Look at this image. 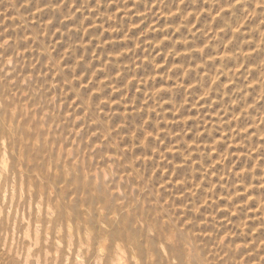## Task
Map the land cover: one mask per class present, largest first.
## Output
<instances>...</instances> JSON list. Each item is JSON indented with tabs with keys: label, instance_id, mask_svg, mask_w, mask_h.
<instances>
[{
	"label": "rangeland",
	"instance_id": "1",
	"mask_svg": "<svg viewBox=\"0 0 264 264\" xmlns=\"http://www.w3.org/2000/svg\"><path fill=\"white\" fill-rule=\"evenodd\" d=\"M178 1H180V3H178ZM263 1L261 0H249V1L248 0H229V1L228 0H215V1L214 0L213 1L212 0H135V1L133 0H126V1L125 0H67V1L63 0L62 2V0H0V157L3 156L0 159V161L2 160L0 162V171H2L0 172L1 175L0 177L1 178L0 179V264H99V263L114 264V262L118 258H119L118 262H121V264H137L138 262H139L138 264H200V263L205 264V262L206 264H264V234H263L264 233V224H263L264 223V216H263L264 215V209H263L264 183H262L264 182V176H263L264 175V161H263L264 160V149H263L264 147V124H263L264 123V108H263L264 86L262 85V83L264 84V80H263L264 66L262 67V65H264V59H263L264 58V47H263L264 46V42H263L264 15L261 16L264 12ZM249 3H251V5ZM59 4L61 5L59 6ZM230 4L232 5V7L229 6ZM84 5H86L87 10L85 9ZM63 6L66 7L64 8ZM256 6H259L260 8L259 7L257 8ZM49 7H51L50 11H49ZM227 7L230 10L228 9L227 11ZM218 8L219 10L220 9L221 10L225 9V10L221 12V10L219 11ZM258 9L261 11H259ZM216 10L219 12H216ZM42 11H44L45 14ZM151 11L154 12L152 13ZM157 11H159V13H157ZM167 13L168 15H170L169 18L167 16ZM195 13H197L198 15H196ZM46 14L48 16L50 15L49 16L50 18H48ZM113 14L115 15V20L112 17ZM252 14L253 15L256 14V15L252 16ZM214 15L217 17H214ZM74 16L75 18H73ZM248 16L250 17L248 18ZM32 19L34 20L32 21ZM67 19L72 23L67 21ZM40 20L43 21L40 22ZM175 20L178 22H176ZM195 20H197L196 23ZM256 20L257 23L255 26ZM250 21L251 22L253 21L252 25ZM78 22L80 25L78 24ZM110 22H112L113 25ZM104 23H106L107 25H105ZM154 23H156L155 26ZM199 24L200 26H198ZM238 24L241 25L239 26ZM242 24L245 25L244 28ZM188 26L190 27V29L188 28ZM235 26L238 27L236 28ZM257 26L258 27L261 26L260 27L261 31ZM195 27L196 29L194 30L193 28ZM222 27L225 29V31ZM256 27L259 29L260 32L258 31V29H255ZM233 28L235 29L233 30ZM80 29H81L80 31L81 33L79 32ZM166 29L168 32L166 31ZM174 29H176V31ZM107 30L108 31L110 30V33ZM42 31L44 32V34ZM56 32L59 34H57ZM68 32L71 35H69ZM101 32H103L104 34H102ZM171 32L172 33L174 32V34H172ZM34 33L37 34V36ZM41 33L44 36H42ZM73 33L75 35H73ZM162 33H164V35ZM170 33L172 35H170ZM255 33L256 35L261 34L260 35L261 38L259 39L258 36H255ZM178 34H180V36ZM205 34L207 35V37ZM192 35L194 36L192 37ZM246 35L248 36V38ZM255 37L257 39H255ZM24 38L25 39L27 38L28 40L27 39L25 40ZM61 38H63V40ZM154 38L156 40H154ZM189 41L192 42L190 43ZM231 41L234 42V44ZM114 42L116 43V45ZM183 42H185V44ZM188 42L189 44H186ZM235 42L238 43L236 44ZM148 43L150 45H148ZM249 44L250 46L251 44L252 46L253 45L254 46L250 47ZM209 45H210V49H209ZM233 45L235 46L236 49L238 48V50H236L235 48L233 50L234 47ZM241 45L244 46V48ZM86 46L90 48L88 49ZM155 46L156 48H154ZM171 46L175 48L173 49ZM205 46L206 47L208 46L207 47L208 51L203 50V47ZM54 47L58 51L54 50ZM103 48L104 50H102ZM221 48H223L222 52H221ZM212 49L213 52H211ZM191 50L195 53H193ZM232 50L235 52H233ZM54 51L56 52V54ZM196 51L198 53H196ZM257 51L259 52L257 53ZM183 52L187 54L184 53L185 54L184 55L182 54ZM201 52L202 55L200 54ZM232 52L234 53L235 56L233 55ZM242 53L244 54V56ZM189 54L191 56H189ZM237 54L239 56H237ZM255 54H257V56ZM183 55L185 57H182ZM203 55H205L206 57ZM223 55H225V57ZM66 56L69 58H67ZM167 56L169 58L172 56L173 57L169 59ZM256 58L257 61L254 62ZM174 59L175 61H173ZM176 59L177 60L179 59L180 61L179 60L177 61ZM61 60L63 61V63L61 62ZM217 60L219 66L223 64L222 67L219 68L218 65L214 64V63L217 64ZM205 62L207 64H205ZM81 63L85 66H83ZM163 64L165 67L162 66ZM213 64L215 65V67L213 66ZM243 64L244 66H241ZM90 65L91 66L93 65L92 66L93 68ZM119 65L120 66L122 65L120 68L123 67V69L125 70L122 71L119 68ZM229 65H231L233 69L236 67L234 71L232 68H230ZM85 67H88V69ZM180 67H182V69ZM89 69L91 70V72ZM172 69L173 71H171ZM206 69L208 71H206ZM211 69L213 70V72ZM218 69L221 71H219ZM209 70L211 72H209ZM183 71L186 72V74H184ZM216 71L218 74H216ZM146 72L149 73L145 74ZM171 72H174L172 73L173 75L171 74ZM204 72H205V76H204ZM104 73L105 75H103ZM182 73L184 76L181 75ZM236 73L239 75H237ZM245 73H247V75ZM93 74H95L96 77ZM221 74H225V75H221ZM256 74L258 76H256ZM165 75L167 81H165ZM214 75L215 77L216 76L217 77L215 78ZM207 77L208 80L205 79ZM212 77H214L215 79ZM250 77L251 78L253 77L255 80L253 78L251 79ZM53 78L55 81H53ZM217 78L219 79V82ZM232 78H234V80ZM246 78H249V80ZM174 79L176 80L174 81ZM177 79L180 80L177 82ZM212 79L213 81H211ZM144 80L147 82V84ZM202 81L203 83H201ZM140 83L142 85H140ZM176 83L177 84L180 83L178 87ZM204 83H206L207 85L206 84L204 85ZM216 83L219 84H217L216 86ZM228 83H230L231 85ZM145 84L147 87L145 86ZM127 86L130 88H128ZM189 86L190 88L192 87L193 89L192 88L190 89ZM230 86L233 87L231 88ZM238 86H240V88H243L244 91L240 89ZM65 87H68V89L66 90ZM89 87H92V90ZM217 87H219L218 89L222 91L216 90ZM84 88H87V90ZM167 88L170 90H168ZM223 88L225 90L227 89L228 91L226 90L227 92L225 91L224 93ZM123 89L124 90L126 89L125 92L123 91ZM189 89L191 92L189 91ZM65 90L67 91V93ZM139 90L141 92L142 91L144 92L140 94ZM167 90L168 93H166ZM151 91H153L152 94L153 96L151 95L152 93ZM205 91L206 92L209 91L208 95ZM211 91H214L215 94L214 92ZM159 93L161 94L159 95ZM226 93L227 94L230 93L228 94L230 97L226 96L227 95ZM235 93L237 94L238 97L234 95ZM67 95H69L70 97L72 95V97L69 98ZM157 95L160 97H158ZM188 95L190 97V98L187 97L189 100L186 98V96ZM60 98L62 100H60ZM151 98L153 99L151 100ZM200 98L203 100H200ZM230 98H234V99L230 100ZM218 99L220 102H218ZM235 99L238 100L235 101ZM239 99L241 100L243 99V100L241 101ZM244 99L245 101L248 102L244 103ZM190 100H192V102H189ZM195 100H197L196 101L197 104ZM221 100L223 101L221 102ZM71 102L76 104L78 103V105L80 104V106L76 104H72ZM184 102L189 105L186 104L185 106L184 105L182 106L181 104H185ZM205 102L207 106L205 105ZM241 102L244 103V104L242 103V106H241ZM211 103L213 105L215 104V107L218 108L212 107ZM195 104L197 105V107ZM238 104L240 108L239 106H235ZM90 105L91 107L89 108ZM143 107L145 108L143 109ZM160 107H162L163 109H161ZM124 108H126V110ZM196 108L198 109L196 110ZM208 108H210L209 109L210 111L208 110ZM145 109H148V111L150 110L149 111L150 113H147L148 111ZM170 109L173 110L170 111ZM249 109L251 111H249ZM75 111H77L78 113H76ZM157 111L159 113H156ZM232 111H234L235 113H233ZM225 112H226L225 116H222L224 115ZM240 112H244V113H240ZM187 113L188 114L191 113V114L188 115ZM218 113H220L221 115L219 116ZM241 114L246 116L249 115L250 119H247L249 118V116L246 118V116L242 117ZM149 115H150L149 117L150 119L148 118ZM203 115L205 116V118ZM166 117L167 118L170 117V119L167 120ZM211 117L213 118L211 119ZM222 117L223 119L222 121H220ZM225 117H228L227 118L228 121L225 119ZM146 118H148L149 120ZM181 118L183 121H181ZM233 118L236 120L235 122ZM245 118L248 121L245 120ZM109 119L111 120L109 121ZM124 119L126 120V122ZM208 119H210L212 122ZM169 120L171 121V123ZM145 121L146 123L149 124H146ZM109 122L111 123L109 124ZM157 122H159L158 125L160 127L157 125ZM175 123L178 125H176ZM236 123L237 125L238 124L239 125L236 126ZM255 123H257L258 126L257 124L255 125ZM259 123H261V127ZM152 124H154L153 126H155L156 128L153 127ZM203 124L206 125L204 126ZM145 125L147 127H144ZM169 125H170V129H168ZM185 125L187 126L185 127ZM211 125H214L215 128H212L213 126L211 127ZM233 125H235L236 128ZM101 127L102 128L104 127L105 129L103 128L104 129L103 130ZM157 127H159V129ZM239 127L240 129H238ZM130 128L133 130H131ZM121 129L124 131H122ZM145 129H147L148 131ZM232 129L238 130L236 131V135L234 134L235 132ZM252 129H255L256 132L255 130ZM131 131L134 134L135 133L136 134L135 135L132 134ZM214 131H217V133H215ZM148 132H150L151 135H149ZM243 133H245V135ZM246 133L248 134L246 135ZM211 134H213L212 138L210 137ZM238 134L240 136H238ZM145 135H148L149 137ZM156 135L160 137L158 138L156 137ZM224 135L226 138L224 137ZM254 135L256 136L254 137ZM259 135L261 136L262 139L259 138L260 137ZM178 136H180L181 140L179 139ZM161 138L162 140H159ZM148 140L150 142L146 143L145 141ZM215 141L221 143L218 144V142H216L215 144ZM239 141L242 144L239 143ZM257 141H259V143H257ZM154 142L156 143L153 144ZM177 144L180 145L177 146ZM145 145H150V147L149 146L145 147ZM181 145L182 146L185 145V146L182 147ZM209 145L212 150L209 148ZM169 146H171L172 149ZM113 147H115L116 149ZM142 149L144 150V152H146L145 154ZM214 149L216 150V152L218 151V153H216L217 155L215 154ZM227 149L229 150L230 154ZM176 150L179 152H177ZM69 151L70 154L68 153ZM156 151L158 153L157 157L155 153ZM250 152L253 155V157L250 154ZM130 153L132 155H130ZM171 153L173 154L171 155ZM178 153H180L179 154L180 156L177 155ZM146 154L147 156H145ZM184 154L185 155L188 154L187 156L188 159L185 157ZM163 155H167L168 157ZM229 155L231 158L229 157ZM235 155L237 158L235 157ZM190 156L193 158V160ZM209 156H211L212 158L211 157L209 158ZM248 156H251L252 158ZM164 157L168 160L164 159ZM169 157L172 160H170ZM183 157L184 159H182ZM254 157L255 159H253ZM146 158L148 160H146ZM202 159L203 162L201 161ZM221 159L224 161H222ZM242 159L244 162L242 161ZM245 159L247 161L246 163L247 165L244 164L246 162ZM256 159H260L259 162ZM5 160L8 163H6ZM205 160H207L208 162ZM225 160L228 162H225ZM3 161L5 162V164ZM219 161L222 163L219 164L218 163ZM233 162L236 164H234ZM256 162H258V164H255ZM48 163L49 165L51 164L50 165L51 167L48 165ZM204 164L207 167H205ZM214 164H216V167L217 166L218 167L216 168ZM222 164L224 165L222 166ZM3 165L4 166L6 165V169L5 167H3ZM175 165L177 168L175 167ZM187 166L191 167L190 170ZM208 166L210 167V169L207 170L206 168H209ZM198 167H200V169ZM254 167L256 170L254 169ZM230 168L232 172L230 171ZM232 169H235L234 171L236 172L237 171L240 172L234 173ZM193 170H195L196 172ZM201 170L203 172H201ZM252 170L254 173L252 172ZM187 172H189L191 176ZM193 172L195 173L192 174ZM206 172H208L209 174ZM198 175L200 178L199 177L197 178ZM212 176L213 178H211ZM221 177L224 178L222 179ZM238 177L240 180L238 179ZM214 178L216 182H214L215 181ZM203 179L205 181H202ZM212 179L214 181H211ZM192 180H194V182ZM235 180L236 181L239 180V181L235 182ZM259 180L262 181L259 182ZM171 181L174 183H172ZM183 181L185 182L183 183ZM244 182L246 183L247 186H243L245 184ZM258 183L260 184L262 183L261 187L260 184ZM185 185L187 187V190ZM234 185L236 187H234ZM241 185L243 187H247L246 188L247 190L243 188ZM199 186L202 190L198 189ZM250 187H252V189L254 190H252ZM211 189L215 191V193L214 191L212 193L214 194V196L211 195L212 198L210 197V193L212 191ZM194 190H196L195 192L197 191L198 192L195 193ZM234 190H238V191H234ZM219 191H221L224 195ZM189 193L190 195H187ZM198 193L203 196L200 197ZM196 194L198 196H196ZM233 195L235 198L233 197ZM236 195H239V197H237ZM206 196H208V198ZM199 197L201 199H199ZM204 197L206 199H204ZM232 197L234 199H231ZM245 198H247V200ZM260 198L262 199V201L259 203L258 200H261ZM237 199H239V201L241 202H239ZM193 200L195 201V203ZM235 200H237L238 202H236ZM196 201H197V205H196ZM227 202L230 203L227 204ZM210 203L211 205H208ZM258 203L260 205H257ZM199 204H201V206ZM236 208L237 211L235 210ZM245 208L246 210H244ZM260 208L262 210H260ZM232 213L235 215H233ZM245 214L247 215L249 214L250 216L248 215L249 217L246 218L247 215ZM205 217H207L208 220ZM232 217L236 218L237 220L236 219L234 220V218ZM247 221L248 223H245ZM243 223H245L244 225L246 227L243 225ZM260 223H262V226ZM258 224L260 225L258 226ZM249 227H251V231ZM241 228H243L244 230L242 229L243 230L242 231ZM255 230H257L258 232ZM242 232L244 235H242ZM253 232L255 234H253ZM259 232L261 236L258 235ZM71 234L73 237H70ZM171 235H174L172 237L173 239L170 237ZM36 238H38V240ZM166 238L167 239L170 238L171 241H168L169 244L166 242L167 241ZM182 240L184 243L182 242ZM159 243L162 245H160ZM187 243L188 245L190 243H191L190 245H192L193 243L191 251L192 252L194 251L193 253L190 252L188 255H187L188 252L186 247L189 246L187 245ZM181 244H183L184 247ZM87 246L89 247L88 249ZM103 246L104 249L102 248ZM161 246H163V248ZM116 247H118L119 249ZM195 248L197 250H195ZM99 249H101L100 251H102V254L100 253ZM119 250H122L123 252L121 251L120 253ZM143 250H145L146 253ZM149 257L152 259L150 260ZM113 258L114 259L117 258V259L114 260ZM124 258L125 260L122 261V259ZM198 259H200L199 262ZM204 260L205 262L202 263ZM118 262L116 261L115 263L119 264Z\"/></svg>",
	"mask_w": 264,
	"mask_h": 264
},
{
	"label": "bare ground",
	"instance_id": "2",
	"mask_svg": "<svg viewBox=\"0 0 264 264\" xmlns=\"http://www.w3.org/2000/svg\"><path fill=\"white\" fill-rule=\"evenodd\" d=\"M66 1H67V0H66ZM125 1H126V0H125ZM133 1H135V0H133ZM212 1H213V0H212ZM214 1H215V0H214ZM228 1H229V0H228ZM248 1H249V0H248ZM261 1H263V0H261ZM7 2H8V1H7ZM12 2H13V1H12ZM52 2H53V1H52ZM62 2H63V0H62ZM89 2H90V1H89ZM118 2H119V1H118ZM118 2H117V3H118ZM243 2H244V1H243ZM38 3H39V2H38ZM46 3H47V2H46ZM65 3H66V2H65ZM65 3H64V4H65ZM161 3H162V2H161ZM173 3H174V2H173ZM178 3H180V1H178ZM178 3H177V4H178ZM206 3H207V1H206ZM216 3H217V2H216ZM223 3H224V2H223ZM223 3H221V4H223ZM255 3H256V2H255ZM263 3H264V1H263ZM66 4H67V3H66ZM177 4H176V5H177ZM221 4H220V5H221ZM249 4L251 5V3H249ZM28 5H29V4H28ZM28 5H27V6H28ZM60 5H61V4H59V6H60ZM215 5H216V4H215ZM261 5H262V4H261ZM35 6H36V5H35ZM72 6H73V5H72ZM84 6H85V9L87 10L86 5H84ZM147 6H148V5H147ZM213 6H214V5H213ZM222 6H223V5H222ZM229 6L232 7L231 4H230ZM247 6H248V5H247ZM247 6H246V7H247ZM259 6H260V5H259ZM259 6H256V7L258 8ZM263 6H264V5H263ZM30 7H31V6H30ZM63 7L65 8L66 6H63ZM96 7H97V6H96ZM151 7H152V6H151ZM231 7H230V8H231ZM238 7H239V6H238ZM260 7H261V6H260ZM260 7H259V8H260ZM28 8H29V7H28ZM45 8H46V7H45ZM50 8H51V7H49V11H50ZM90 8H91V7H90ZM131 8H132V7H131ZM146 8H147V7H146ZM158 8H159V7H158ZM261 8H262V7H261ZM30 9H31V8H30ZM30 9H29V11H30ZM33 9H34V8H33ZM36 9H37V8H36ZM41 9H43V8H41ZM62 9H63V8H62ZM62 9H61V10H62ZM133 9H134V8H133ZM150 9H152V8H150ZM177 9H178V7H177ZM215 9H216V8H215ZM228 9H229V8L227 7V11H228ZM262 9H263V8H262ZM47 10H48V9H47ZM53 10H54V9H53ZM65 10H66V9H65ZM65 10H64V11H65ZM70 10H71V9H70ZM95 10H96V9H95ZM130 10H131V9H130ZM130 10H129V11H130ZM218 10H219V8H218ZM220 10H221V9H220ZM220 10H219V11H220ZM224 10H225V9H224ZM224 10H221V12L224 11ZM229 10H230V9H229ZM258 10H259V9H258ZM263 10H264V9H263ZM83 11H85V10H83ZM166 11H167V10H166ZM219 11L216 10V12H219ZM255 11H256V9H255ZM255 11H254V12H255ZM259 11H261V10H259ZM37 12H38V11H37ZM42 12L44 13V11H42ZM45 12H46V11H45ZM62 12H63V11H62ZM68 12H69V11H68ZM78 12H79V10H78ZM114 12H116V11H114ZM125 12H126V11H125ZM125 12H124V13H125ZM151 12H152V11H151ZM153 12H154V11H153ZM153 12H152V13H153ZM160 12H161V11H160ZM164 12H165V11H164ZM173 12H175V11H173ZM176 12H177V11H176ZM225 12H226V11H225ZM244 12H245V11H244ZM52 13H53V12H52ZM55 13H56V12H55ZM60 13H61V12H60ZM64 13H65V12H64ZM73 13H74V12H73ZM82 13H83V12H82ZM124 13H123V14H124ZM146 13H148V12H146ZM157 13H159V11H157ZM256 13H257V12H256ZM29 14H30V13H29ZM44 14H45V13H44ZM49 14H50V13H49ZM53 14H54V13H53ZM56 14H57V13H56ZM61 14H62V13H61ZM171 14H172V13H171ZM173 14H174V13H173ZM195 14L198 15L197 13H195ZM216 14H217V13H216ZM216 14H215V15H216ZM221 14H222V13H221ZM230 14H231V13H230ZM244 14H245V13H244ZM244 14H243V15H244ZM257 14H258V13H257ZM33 15H34V14H33ZM40 15H41V14H40ZM42 15H43V14H42ZM46 15H47V14H46ZM57 15H58V14H57ZM152 15H153V14H152ZM215 15H214V17H217V16H215ZM218 15H219V14H218ZM234 15H235V14H234ZM255 15H256V14H255ZM255 15L252 14V16H255ZM263 15H264V12H263V14H262L261 16H263ZM36 16H37V15H36ZM43 16H44V15H43ZM47 16H48V15H47ZM49 16H50V15H49ZM49 16H48V18H50ZM82 16H83V15H82ZM84 16H85V15H84ZM99 16H100V15H99ZM111 16H112V15H111ZM122 16H123V15H122ZM167 16H168V18H169L170 15H168V13H167ZM192 16H193V15H192ZM246 16H247V15H246ZM31 17H33V16H31ZM40 17H41V16H40ZM109 17H110V16H109ZM112 17H113L114 20H115V15H114V14H113ZM141 17H142V15H141ZM144 17H145V16H144ZM149 17H150V16H149ZM176 17H177V16H176ZM195 17H196V16H195ZM249 17H250V16H248V18H249ZM257 17H258V16H257ZM38 18H39V17H38ZM38 18H36V19H38ZM73 18H75V16H74ZM113 18H112V19H113ZM138 18H139V17H138ZM152 18H153V16H152ZM160 18H161V17H160ZM187 18H188V17H187ZM190 18H191V17H190ZM230 18H231V16H230ZM230 18H229V19H230ZM68 19H69V18H68ZM68 19H67V21H69ZM101 19H102V18H101ZM106 19H107V18H106ZM144 19H145V18H144ZM154 19H155V17H154ZM154 19H153V20H154ZM157 19H158V18H157ZM157 19H156V20H157ZM191 19H192V18H191ZM211 19H212V17H211ZM213 19H214V18H213ZM222 19H223V18H222ZM226 19H227V18H226ZM232 19H233V18H232ZM236 19H237V18H236ZM33 20H34V19H32V21H33ZM104 20H105V17H104ZM139 20H141V19H139ZM145 20H146V19H145ZM153 20H152V21H153ZM183 20H184V19H183ZM185 20H186V19H185ZM227 20H228V19H227ZM227 20H226V21H227ZM251 20H253V19H251ZM2 21H3V20H2ZM19 21H20V20H19ZM32 21H30V22H32ZM42 21H43V20H42ZM42 21L40 20V22H42ZM51 21H52V19H51ZM72 21H73V20H72ZM109 21H110V20H109ZM165 21H166V20H165ZM165 21H164V22H165ZM175 21H176V20H175ZM212 21H214V20H212ZM241 21H244V20H241ZM241 21H240V23H241ZM261 21H262V20H261ZM53 22H54V21H53ZM61 22H62V21H61ZM69 22H70V21H69ZM83 22H84V20H83ZM83 22H82V23H83ZM147 22H148V21H147ZM157 22H158V21H157ZM176 22H178V21H176ZM188 22H189V21H188ZM196 22H197V20H195V23H196ZM250 22H251V21H250ZM252 22H253V21H252ZM252 22H251V25H252ZM66 23H67V22H66ZM70 23H72V22H70ZM73 23H74V22H73ZM110 23L112 24V22H110ZM110 23H109V24H110ZM167 23H168V22H167ZM212 23H213V22H212ZM247 23H248V21H247ZM256 23H257V20L255 21V26H256ZM260 23H261V22H260ZM64 24H65V23H64ZM78 24H79V22H78ZM99 24H101V23H99ZM104 24L107 25L106 23H104ZM141 24H142V23H141ZM173 24H174V22H173ZM197 24H198V23H197ZM229 24H230V23H229ZM79 25H80V24H79ZM79 25H78V26H79ZM94 25H95V24H94ZM94 25H93V26H94ZM112 25H113V24H112ZM112 25H111V26H112ZM149 25H150V24H149ZM151 25H153V24H151ZM155 25H156V23H154V26H155ZM160 25H161V24H160ZM160 25H159V27H160ZM166 25H167V24H166ZM238 25H239V24H238ZM240 25H241V24H240ZM240 25H239V26H240ZM242 25H243V28H244L245 25H244V24H242ZM69 26H71V25H69ZM100 26H101V25H100ZM109 26H110V25H109ZM128 26H129V25H128ZM157 26H158V24H157ZM157 26H156V27H157ZM194 26H195V25H194ZM198 26H200V24H199ZM209 26H210V24H209ZM228 26H229V25H228ZM263 26H264V25H263ZM24 27H25V26H24ZM81 27H82V26H81ZM91 27H92V26H91ZM103 27H104V25H103ZM129 27H130V26H129ZM149 27H150V26H149ZM149 27H148V28H149ZM161 27H162V26H161ZM166 27H167V26H166ZM196 27H197V26H196ZM196 27L193 28V29L195 30ZM204 27H206V26H204ZM235 27H236V26H235ZM237 27H238V26H237ZM237 27H236V28H237ZM241 27H242V26H241ZM257 27H258V26H257ZM257 27H256L255 29H258V28L260 29L261 26L258 27V28H257ZM45 28H46V27H45ZM47 28H48V27H47ZM51 28H52V27H51ZM60 28H61V27H60ZM82 28H83V27H82ZM88 28H90V27H88ZM106 28H107V26H106ZM130 28H131V27H130ZM130 28H128V29H130ZM167 28H168V27H167ZM177 28H178V27H177ZM188 28L190 29L189 26H188ZM188 28H187V29H188ZM222 28H223V27H222ZM225 28H226V27H225ZM228 28H229V27H228ZM228 28H227V29H228ZM251 28H252V27H251ZM251 28H250V29H251ZM49 29H50V26H49ZM49 29H48V30H49ZM78 29H79V28H78ZM91 29H92V28H91ZM149 29H150V28H149ZM160 29H161V28H160ZM163 29H164V28H163ZM182 29H183V28H182ZM223 29H224V28H223ZM227 29H226V31H227ZM234 29H235V28H233V30H234ZM238 29H239V28H238ZM240 29H241V28H240ZM245 29H246V28H245ZM247 29H248V28H247ZM252 29H253V28H252ZM259 29H258V31H259ZM158 30H159V29H158ZM174 30L176 31V29H174ZM180 30H181V29H180ZM191 30H192V28H191ZM194 30H193V31H194ZM236 30H237V29H236ZM80 31H81V29L79 30V32H80ZM95 31H96V30H95ZM107 31H108V30H107ZM114 31H115V30H114ZM123 31H124V30H123ZM154 31H155V30H154ZM156 31H157V30H156ZM161 31H162V30H161ZM166 31H167V29H166ZM172 31H173V30H172ZM205 31H207V30H205ZM224 31H225V29H224ZM224 31H223V32H224ZM253 31H254V30H253ZM258 31H257V32H258ZM260 31H261V29H260ZM260 31H259V32H260ZM263 31H264V30H263ZM30 32H31V31H30ZM37 32H38V31H37ZM42 32H43V31H42ZM57 32H58V31H57ZM57 32H56V33H57ZM69 32H70V31H69ZM69 32H68V34H69ZM76 32H77V31H76ZM105 32H106V31H105ZM108 32L110 33V30H109ZM112 32H113V31H112ZM116 32H117V31H116ZM125 32H126V31H125ZM129 32H130V31H129ZM167 32H168V31H167ZM186 32H187V31H186ZM213 32H214V31H213ZM213 32H212V34H213ZM216 32H218V31H216ZM216 32H215V33H216ZM220 32H221V31H220ZM250 32H251V30H250ZM257 32H256V33H257ZM46 33H47V32H46ZM56 33H55V34H56ZM62 33H63V32H62ZM70 33H71V32H70ZM80 33H81V32H80ZM88 33H89V31H88ZM101 33L104 34L103 32H101ZM159 33H160V32H159ZM171 33H172V32H171ZM171 33H170V35L174 34V32H173L172 34H171ZM188 33H189V32H188ZM188 33H186V34H188ZM199 33H200V32H199ZM206 33H207V32H206ZM236 33H237V32H236ZM236 33H235V34H236ZM245 33H246V32H245ZM256 33H255V36H258V38L260 39V38H261V37H260L261 34H260V35H258V34L256 35ZM34 34H35V33H34ZM43 34H44V32H43ZM57 34H59V33H57ZM64 34H65V33H64ZM86 34H87V33H86ZM92 34H93V33H92ZM115 34H116V33H115ZM147 34H148V31H147ZM162 34L164 35V33H162ZM194 34H196V33H194ZM200 34H201V33H200ZM218 34H220V33H218ZM251 34H252V32H251ZM35 35L37 36V34H35ZM41 35H42V33H41ZM53 35H54V34H53ZM69 35H71V34H69ZM73 35H75V34L73 33ZM90 35H91V34H90ZM90 35H89V36H90ZM94 35H95V34H94ZM156 35H158V34H156ZM175 35H176V34H175ZM178 35L180 36V34H178ZM205 35H206V34H205ZM236 35H237V34H236ZM243 35H244V33H243ZM243 35H242V36H243ZM262 35H263V34H262ZM42 36H44V35H42ZM61 36H63V35H61ZM64 36H65V35H64ZM91 36H92V35H91ZM91 36H90V37H91ZM126 36H127V35H126ZM126 36H125V37H126ZM154 36H155V35H154ZM187 36H189V35H187ZM193 36H194V35H192V37H193ZM195 36H196V35H195ZM210 36H211V35H210ZM210 36H209V37H210ZM216 36H217V35H216ZM224 36H225V35H224ZM232 36H233V35H232ZM246 36H247V35H246ZM54 37H55V36H54ZM58 37H59V36H58ZM92 37H93V36H92ZM100 37H101V36H100ZM129 37H130V36H129ZM139 37H140V36H139ZM139 37H138V38H139ZM150 37H151V36H150ZM170 37H171V36H170ZM199 37H200V36H199ZM204 37H205V36H204ZM206 37H207V35H206ZM219 37H220V36H219ZM219 37H218V38H219ZM221 37H222V36H221ZM235 37H237V36H235ZM67 38H68V37H67ZM156 38H157V37H156ZM165 38H166V37H165ZM176 38H177V37H176ZM200 38H201V37H200ZM212 38H213V37H212ZM215 38H216V37H215ZM232 38H233V37H232ZM247 38H248V36H247ZM263 38H264V37H263ZM24 39H25V38H24ZM26 39H27V38H26ZM26 39H25V40H26ZM33 39H35V38H33ZM54 39H55V38H54ZM61 39L63 40V38H61ZM75 39H76V38H75ZM123 39H124V38H123ZM148 39H149V38H148ZM160 39H161V38H160ZM170 39H171V38H170ZM170 39H169V41H170ZM194 39H195V38H194ZM197 39H199V38H197ZM207 39H208V38H207ZM219 39H220V38H219ZM223 39H224V38H223ZM234 39H235V38H234ZM237 39H238V38H237ZM243 39H244V38H243ZM255 39H257V38L255 37ZM255 39H254V40H255ZM27 40H28V39H27ZM51 40H52V39H51ZM82 40H84V39H82ZM124 40H125V39H124ZM139 40H140V39H139ZM139 40H138V42H139ZM154 40H156V39L154 38ZM186 40H187V39H186ZM232 40H233V39H232ZM245 40H246V39H245ZM52 41H53V40H52ZM67 41H68V40H67ZM73 41H74V40H73ZM91 41H92V40H91ZM121 41H122V40H121ZM130 41H131V40H130ZM169 41H168V43H169ZM214 41H215V40H214ZM220 41H221V40H220ZM248 41H249V40H248ZM258 41H259V40H258ZM25 42H26V41H25ZM29 42H30V41H29ZM39 42H40V41H39ZM111 42H112V40H111ZM115 42H116V41H115ZM115 42H114V43H115ZM119 42H120V41H119ZM152 42H154V41H152ZM162 42H163V41H162ZM189 42H190V41H189ZM189 42L186 43V44H189ZM191 42H192V41H191ZM191 42H190V43H191ZM229 42H230V41H229ZM231 42H232V41H231ZM260 42H261V41H260ZM263 42H264V40H263ZM55 43H56V42H55ZM63 43H65V42H63ZM73 43H74V42H73ZM149 43H150V41H149ZM149 43H148V45H150ZM160 43H161V42H160ZM183 43L185 44V42H183ZM221 43H222V42H221ZM232 43L234 44V42H232ZM235 43L237 44L238 42H235ZM249 43H250V42H249ZM66 44H67V43H66ZM87 44H88V43H87ZM87 44H86V45H87ZM175 44H176V42H175ZM178 44H179V43H178ZM225 44H226V43H225ZM229 44H230V43H229ZM236 44H235V45H236ZM247 44H248V42H247ZM43 45H44V44H43ZM106 45H107V44H106ZM109 45H110V43H109ZM115 45H116V43H115ZM204 45H205V44H204ZM221 45H222V44H221ZM230 45H231V44H230ZM243 45H244V44H243ZM257 45H258V44H257ZM259 45H260V44H259ZM159 46H160V44H159ZM159 46H158V47H159ZM174 46H176V45H174ZM202 46H203V45H202ZM227 46H229V45H227ZM233 46H234V45H233ZM241 46H242V45H241ZM249 46H250V44H249ZM249 46H248V47H249ZM251 46H252V44H251ZM251 46H250V47H251ZM253 46H254V45H253ZM253 46H252V47H253ZM55 47H56V46H55ZM55 47H54V50H57V49H55ZM63 47H64V46H63ZM78 47H79V46H78ZM84 47H85V46H84ZM86 47L88 48V46H86ZM92 47H93V46H92ZM112 47H113V45H112ZM116 47H117V46H116ZM171 47H172V46H171ZM192 47H193V46H192ZM192 47H191V48H192ZM194 47H195V46H194ZM205 47H206V46H205ZM205 47H203V50H204V51H205V50L208 51V50H207V47H208V46L206 47V49H205ZM236 47H237V46H236ZM242 47L244 48V46H242ZM263 47H264V46H263ZM41 48H43V47H41ZM51 48H52V47H51ZM57 48H58V47H57ZM72 48H73V45H72ZM75 48H76V46H75ZM89 48H90V47H89ZM89 48H88V49H89ZM97 48H98V47H97ZM101 48H102V47H101ZM101 48H100V49H101ZM154 48H156V46H155ZM159 48H160V47H159ZM172 48H173V47H172ZM174 48H175V47H174ZM174 48H173V49H174ZM182 48H183V47H182ZM234 48H235V46L233 47V50H234ZM239 48H241V47H239ZM69 49H70V48H69ZM78 49H79V48H78ZM140 49H141V48H140ZM160 49H161V48H160ZM183 49H184V48H183ZM209 49H210V45H209ZM227 49H228V48H227ZM235 49H236V48H235ZM258 49H259V48H258ZM48 50H49V49H48ZM84 50H85V49H84ZM102 50H104V48H103ZM105 50H106V49H105ZM196 50H197V49H196ZM222 50H223V48H221V52H222ZM224 50H225V48H224ZM230 50H231V49H230ZM233 50H232V51H233ZM236 50H238V48H237ZM260 50H261V49H260ZM57 51H58V50H57ZM78 51H79V50H78ZM80 51H81V50H80ZM85 51H86V50H85ZM95 51H96V49H95ZM151 51H152V50H151ZM157 51H158V49H157ZM157 51H156V52H157ZM182 51H184V50H182ZM191 51H192V50H191ZM226 51H227V50H226ZM242 51H243V50H242ZM54 52H55V51H54ZM65 52H66V51H65ZM70 52H72V51H70ZM70 52H69V53H70ZM76 52H77V50H76ZM118 52H119V50H118ZM192 52H193V51H192ZM211 52H213V49H212ZM227 52H228V51H227ZM230 52H231V51H230ZM233 52H235V51H233ZM233 52H232V53H233ZM253 52H254V51H253ZM258 52H259V51H257V53H258ZM43 53H44V51H43ZM85 53H86V52H85ZM184 53H185V52H183L182 54H184ZM189 53H191V52H189ZM193 53H195V52H193ZM196 53H198V52L196 51ZM203 53H204V52H203ZM219 53H220V51H219ZM228 53H229V52H228ZM246 53H247V52H246ZM255 53H256V52H255ZM262 53H263V52H262ZM55 54H56V52H55ZM70 54H71V53H70ZM159 54H160V53H159ZM185 54H187V53H185ZM185 54H184V55H185ZM200 54L202 55V52H201ZM207 54H209V53H207ZM211 54H212V53H211ZM242 54H243V53H242ZM247 54H248V53H247ZM249 54H250V53H249ZM251 54H252V53H251ZM260 54H261V53H260ZM260 54H259V55H260ZM41 55H42V54H41ZM96 55H97V54H96ZM184 55H183L182 57H185ZM205 55H206V54H205ZM205 55H203V56H205ZM213 55H214V54H213ZM213 55H212V56H213ZM221 55H222V53H221ZM221 55H220V56H221ZM233 55H234V53H233ZM255 55L257 56V54H255ZM261 55H262V54H261ZM84 56H85V55H84ZM84 56H83V57H84ZM88 56H89V54H88ZM93 56H95V55H93ZM118 56H119V55H118ZM118 56H117V58H118ZM129 56H130V55H129ZM157 56H158V55H157ZM159 56H160V55H159ZM180 56H181V55H180ZM187 56H188V55H187ZM189 56H191V55L189 54ZM206 56H207V55H206ZM206 56H205V57H206ZM217 56H218V54H217ZM220 56H219V57H220ZM223 56L225 57V55H223ZM228 56H229V55H228ZM234 56H235V55H234ZM237 56H239V55L237 54ZM240 56H241V55H240ZM243 56H244V54H243ZM247 56H249V55H247ZM252 56H253V55H252ZM38 57H40V56H38ZM66 57H67V56H66ZM104 57H105V56H104ZM108 57H109V56H108ZM167 57H168V56H167ZM172 57H173V56H172ZM172 57H170V58H172ZM182 57H181V58H182ZM260 57H261V56H260ZM67 58H69V57H67ZM112 58H113V57H112ZM117 58H116V59H117ZM120 58H121V57H120ZM154 58H156V57H154ZM168 58H169V57H168ZM168 58H167V60H168ZM170 58H169V59H170ZM174 58H175V57H174ZM178 58H179V57H178ZM214 58H215V57H214ZM228 58H229V57H228ZM228 58H227V59H228ZM230 58H231V57H230ZM241 58H242V57H241ZM254 58H255V56H254ZM63 59H64V58H63ZM65 59H66V58H65ZM89 59H90V58H89ZM144 59H145V58H144ZM144 59H143V60H144ZM164 59H165V58H164ZM201 59H202V58H201ZM203 59H204V58H203ZM217 59H218V58H217ZM222 59H223V57H222ZM231 59H232V58H231ZM231 59H230V60H231ZM249 59H250V58H249ZM263 59H264V58H263ZM263 59H262V61H263ZM91 60H92V59H91ZM167 60H165V61H167ZM176 60H177V59H176ZM178 60H179V59H178ZM178 60H177V61H178ZM209 60H210V59H209ZM218 60H219V59H218ZM218 60H217V64L214 63L215 65H218ZM224 60H225V58H224ZM239 60H240V59H239ZM243 60H244V59H243ZM245 60H246V59H245ZM94 61H95V60H94ZM103 61H104V60H103ZM173 61H175V59H174ZM177 61H176V62H177ZM179 61H180V60H179ZM190 61H191V60H190ZM206 61H207V60H206ZM214 61H215V60H214ZM240 61H241V60H240ZM256 61H257V58H256V60H255L254 62H256ZM260 61H261V60H260ZM57 62H58V61H57ZM61 62L63 63L62 60H61ZM76 62H77V61H76ZM80 62H81V60H80ZM121 62H122V61H121ZM138 62H139V59H138ZM138 62H137V63H138ZM142 62H143V61H142ZM168 62H169V61H168ZM171 62H172V60H171ZM181 62H183V61H181ZM208 62H209V61H208ZM215 62H216V61H215ZM224 62H226V61H224ZM227 62H228V61H227ZM233 62H234V60H233ZM235 62H236V60H235ZM238 62H239V61H238ZM8 63H9V62H8ZM51 63H52V62H51ZM58 63H59V62H58ZM62 63H61V64H62ZM99 63H101V62H99ZM115 63H116V62H115ZM210 63H211V62H210ZM210 63H209V64H210ZM247 63H248V60H247ZM258 63H259V61H258ZM258 63H257V64H258ZM47 64H48V63H47ZM76 64H77V63H76ZM81 64H82V63H81ZM84 64H85V62H84ZM92 64H93V63H92ZM96 64H97V63H96ZM106 64H107V63H106ZM121 64H122V63H121ZM150 64H152V63H150ZM155 64H156V63H155ZM164 64H165V63H164ZM164 64H163L162 66H164ZM169 64H171V63H169ZM187 64H188V63H187ZM189 64H190V62H189ZM205 64H207V63L205 62ZM214 64H213V66L215 67ZM220 64H222V63H220ZM226 64H227V63H226ZM260 64H261V63H260ZM62 65H63V64H62ZM82 65H83V64H82ZM98 65H99V64H98ZM142 65H143V64H142ZM153 65H154V64H153ZM176 65H177V64H176ZM196 65H197V64H196ZM201 65H202V64H201ZM210 65H211V64H210ZM222 65H223V64H222ZM222 65H221V66L218 65L219 68L222 67ZM232 65H233V64H232ZM245 65H246V64H245ZM78 66H79V65H78ZM83 66H85V65H83ZM90 66H91V65H90ZM92 66H93V65H92ZM92 66H91V67H92ZM96 66H97V65H96ZM114 66H115V65H114ZM121 66H122V65H121ZM121 66L119 65V68H120ZM146 66H147V65H146ZM166 66H167V64H166ZM208 66H209V65H208ZM225 66H226V65H225ZM229 66H230V68H232L231 65H229ZM241 66H244V64L241 65ZM260 66H261V65H260ZM263 66H264V65H262V67H263ZM46 67H47V66H46ZM164 67H165V66H164ZM168 67H169V66H168ZM183 67H184V66H183ZM195 67H196V66H195ZM204 67H205V66H204ZM257 67H258V66H257ZM65 68H66V67H65ZM78 68H79V67H78ZM85 68L88 69V67H85ZM92 68H93V67H92ZM92 68H91V69H92ZM105 68H106V67H105ZM174 68H175V67H174ZM180 68L182 69V67H180ZM206 68H207V67H206ZM211 68H213V67H211ZM224 68H225V67H224ZM230 68H228V69H230ZM235 68H236V67H235ZM235 68H234V69H235ZM240 68H241V67H240ZM120 69H121L122 71L125 70V69H123V67L120 68ZM145 69H146V68H145ZM170 69H171V68H170ZM232 69H233V68H232ZM234 69H233V71H234ZM250 69H251V68H250ZM253 69H254V68H253ZM253 69H252V70H253ZM75 70H76V69H75ZM89 70H90V69H89ZM92 70H93V69H92ZM108 70H109V69H108ZM146 70H147V69H146ZM156 70H157V68H156ZM188 70H189V69H188ZM194 70H195V68H194ZM211 70H212V69H211ZM218 70H219V69H218ZM236 70H239V69H236ZM255 70H257V69H255ZM128 71H129V70H128ZM159 71H160V70H159ZM171 71H173V69H172ZM178 71H180V70H178ZM206 71H208V70L206 69ZM219 71H221V70H219ZM225 71H226V69H225ZM230 71H231V70H230ZM253 71H254V70H253ZM75 72H76V71H75ZM85 72H86V70H85ZM87 72H89V71H87ZM90 72H91V70H90ZM95 72H96V70H95ZM99 72H101V71H99ZM111 72H112V71H111ZM111 72H110V73H111ZM125 72H126V71H125ZM154 72H155V71H154ZM156 72H157V71H156ZM169 72H170V71H169ZM174 72H175V71H174ZM174 72H171V74L174 73ZM183 72H184V71H183ZM188 72H189V71H188ZM201 72H203V71H201ZM209 72H211V71L209 70ZM212 72H213V70H212ZM227 72H229V71H227ZM231 72H232V71H231ZM249 72H250V71H249ZM249 72H248V73H249ZM261 72H262V71H261ZM263 72H264V71H263ZM56 73H57V72H56ZM97 73H98V72H97ZM108 73H109V72H108ZM147 73H149V72H146L145 74H147ZM164 73H165V72H164ZM194 73H195V72H194ZM223 73H225V72H223ZM251 73H252V72H251ZM69 74H70V73H69ZM74 74H75V73H74ZM86 74H87V73H86ZM158 74H159V73H158ZM178 74H179V73H178ZM184 74H186V72H184ZM195 74H196V73H195ZM199 74H201V73H199ZM213 74H214V73H213ZM216 74H218L217 71H216ZM228 74H229V73H228ZM234 74H235V73H234ZM236 74H237V73H236ZM242 74H243V73H242ZM245 74L247 75V73H245ZM253 74H254V73H253ZM257 74H258V73H257ZM257 74H256V76H258ZM84 75H85V74H84ZM93 75L96 77L95 74H93ZM98 75H101V74H98ZM103 75H105V73H104ZM103 75H102V76H103ZM115 75H116V74H115ZM133 75H134V74H133ZM172 75H173V74H172ZM179 75H180V74H179ZM181 75H183V73H182ZM188 75H189V74H188ZM219 75H220V74H219ZM221 75H225V74H221ZM237 75H239V74H237ZM249 75H250V74H249ZM68 76H69V75H68ZM86 76H87V75H86ZM86 76H84V77H86ZM102 76H101V77H102ZM170 76H171V75H170ZM183 76H184V75H183ZM186 76H187V75H186ZM189 76H190V75H189ZM189 76H188V77H189ZM194 76H195V75H194ZM194 76H193V77H194ZM202 76H203V74H202ZM202 76H201V77H202ZM204 76H205V72H204ZM208 76H209V75H208ZM251 76H252V74H251ZM253 76H254V75H253ZM263 76H264V74H263ZM99 77H100V76H99ZM109 77H110V76H109ZM154 77H156V76H154ZM172 77H173V76H172ZM175 77H176V74H175ZM175 77H174V78H175ZM197 77H198V75H197ZM214 77H215V75H214ZM214 77H212V78H214ZM216 77H217V76H216ZM216 77H215V78H216ZM220 77H221V76H220ZM223 77H224V76H223ZM226 77H227V76H226ZM228 77H231V76H228ZM232 77H233V75H232ZM234 77H235V75H234ZM238 77H239V76H238ZM238 77H237V78H238ZM254 77H255V76H254ZM70 78H71V77H70ZM93 78H94V77H93ZM158 78H159V77H158ZM167 78H168V77H167ZM169 78H170V77H169ZM195 78H196V77H195ZM202 78H203V77H202ZM215 78H214V79H215ZM237 78H236V79H237ZM250 78H251V77H250ZM252 78H253V77H252ZM252 78H251V79H252ZM82 79H83V77H82ZM115 79H116V78H115ZM161 79H162V78H161ZM190 79H191V78H190ZM200 79H201V78H200ZM203 79H204V78H203ZM205 79L208 80V77L205 78ZM217 79H218V78H217ZM217 79H216V80H217ZM227 79H228V78H227ZM232 79L234 80V78H232ZM240 79H241V78H240ZM246 79L249 80V78H246ZM246 79H245V81H246ZM251 79H250V80H251ZM253 79H254V78H253ZM259 79H260V78H259ZM84 80H85V78H84ZM112 80H114V79H112ZM145 80H146V79H145ZM145 80H144V81H145ZM148 80H150V79H148ZM175 80H176V79H174V81H175ZM179 80H180V79H179ZM179 80L177 79V82H178ZM193 80H194V78H193ZM242 80H243V78H242ZM254 80H255V79H254ZM263 80H264V79H263ZM53 81H55L54 78H53ZM81 81H82V80H81ZM165 81H167V79H166V75H165ZM168 81H169V80H168ZM182 81H183V80H182ZM182 81H181V82H182ZM211 81H213V79H212ZM258 81H260V80H258ZM84 82H85V81H84ZM88 82H89V81H88ZM91 82H92V81H91ZM113 82H114V81H113ZM134 82H135V81H134ZM141 82H143V81H141ZM145 82H146V81H145ZM193 82H195V81H193ZM193 82H192V83H193ZM198 82H199V81H198ZM218 82H219V79H218ZM223 82H225V81H223ZM232 82H235V81H232ZM262 82H263V81H262ZM74 83H76V82H74ZM93 83H94V82H93ZM95 83H96V81H95ZM153 83H154V82H153ZM199 83H200V82H199ZM201 83H203V81H202ZM210 83H211V82H210ZM213 83H215V82H213ZM237 83H238V82H237ZM237 83H236V84H237ZM77 84H78V82H77ZM87 84H88V83H87ZM126 84H127V83H126ZM138 84H139V82H138ZM146 84H147V82H146ZM146 84H145V86H146ZM148 84H149V83H148ZM151 84H152V83H151ZM176 84H177V83H176ZM179 84H180V83H179ZM179 84H177V87H178ZM205 84H206V83H204V85H205ZM217 84H219V83H216V86H217ZM220 84H222V83H220ZM228 84H230V83H228ZM92 85H93V84H92ZM108 85H110V84H108ZM114 85H115V84H114ZM128 85H129V84H128ZM132 85H133V84H132ZM140 85H142V84L140 83ZM163 85H164V84H163ZM172 85H173V84H172ZM183 85H184V84H183ZM189 85H190V84H189ZM206 85H207V84H206ZM214 85H215V84H214ZM230 85H231V84H230ZM234 85H235V83H234ZM237 85H238V84H237ZM242 85H243V84H242ZM253 85H254V84H253ZM260 85H261V84H260ZM262 85L264 86L263 83H262ZM87 86H89V85H87ZM90 86H91V85H90ZM102 86H103V85H102ZM149 86H150V85H149ZM165 86H166V85H165ZM184 86H185V85H184ZM184 86H182V87H184ZM191 86H192V85H191ZM196 86H197V85H196ZM201 86H202V85H201ZM201 86H200V87H201ZM209 86H210V85H209ZM209 86H208V87H209ZM220 86H221V85H220ZM220 86H219V87H220ZM240 86H241V85H240ZM240 86H238V87L240 88ZM247 86H248V85H247ZM71 87H72V86H71ZM92 87H93V86H92ZM92 87H89V88H91V90H92ZM127 87H128V86H127ZM146 87H147V86H146ZM150 87H151V86H150ZM166 87H167V86H166ZM205 87H206V86H205ZM219 87H217L216 90H218V91H222V90H219V89H218ZM221 87H222V86H221ZM228 87H229V85H228ZM230 87L232 88L233 86H230ZM238 87H237V88H238ZM243 87H244V86H243ZM250 87H251V86H250ZM250 87H249V89H250ZM94 88H95V87H94ZM103 88H104V87H103ZM128 88H130V87H128ZM185 88H186V87H185ZM187 88H188V86H187ZM189 88H190V86H189ZM191 88H192V87H191ZM191 88H190V89H191ZM202 88H204V87H202ZM226 88H227V86H226ZM234 88H235V87H234ZM237 88H236V89H237ZM239 88H238V89H239ZM251 88H252V87H251ZM253 88H254V87H253ZM63 89H64V87H63ZM65 89L67 90L68 87H65ZM76 89H78V88H76ZM76 89H75V90H76ZM80 89H81V87H80ZM84 89L87 90V88H84ZM99 89H100V88H99ZM120 89H121V88H120ZM120 89H118V90H120ZM141 89H142V88H141ZM151 89H152V88H151ZM167 89H168V88H167ZM172 89H173V88H172ZM178 89H179V88H178ZM178 89H177V90H178ZM180 89H181V88H180ZM182 89H183V88H182ZM190 89H189V91H190ZM192 89H193V88H192ZM223 89H224V88H223ZM240 89L243 90V88H240ZM254 89H255V88H254ZM254 89H253V90H254ZM257 89H258V88H257ZM66 90H65V91H66ZM88 90H89V89H88ZM118 90H117V91H118ZM125 90H126V89H125ZM125 90L123 89L124 92H125ZM128 90H129V89H128ZM168 90H170V89H168ZM168 90L166 91V93H168ZM177 90H176V91H177ZM226 90H227V89H226ZM226 90L224 89V93H225ZM234 90H235V89H234ZM247 90H248V89H247ZM120 91H122V90H120ZM139 91H140V90H139ZM155 91H156V90H155ZM160 91H161V90H160ZM182 91H184V90H182ZM182 91H181V92H182ZM186 91H187V90H186ZM209 91H210V90H209ZM209 91H208V92H209ZM214 91H215V90H214ZM214 91H211V92H214ZM227 91H228V90H227ZM227 91H226V92H227ZM231 91H232V90H231ZM235 91H236V90H235ZM243 91H244V90H243ZM245 91H246V90H245ZM248 91H249V90H248ZM257 91H258V90H257ZM56 92H57V90H56ZM78 92H79V91H78ZM83 92H84V91H83ZM87 92H88V91H87ZM118 92H119V91H118ZM143 92H144V91H142V92L140 91V94L143 93ZM151 92H152V93H151V95H152V94H153V91H151ZM161 92H162V91H161ZM164 92H165V91H164ZM169 92H171V91H169ZM178 92H179V91H178ZM190 92H191V91H190ZM190 92H189V93H190ZM205 92H206V91H205ZM205 92H204V95H205ZM208 92H206L207 95H208ZM216 92H217V91H216ZM233 92H234V91H233ZM233 92H232V93H233ZM246 92H247V91H246ZM263 92H264V91H263ZM66 93H67V91H66ZM79 93H80V92H79ZM148 93H149V92H148ZM162 93H163V92H162ZM166 93H165V95H166ZM173 93H174V92H173ZM182 93H183V92H182ZM185 93H186V92H185ZM187 93H188V92H187ZM202 93H203V91H202ZM219 93H220V92H219ZM219 93H218V94H219ZM221 93H222V92H221ZM237 93H238V92H237ZM239 93H240V92H239ZM261 93H262V92H261ZM57 94H58V93H57ZM74 94H75V93H74ZM81 94H82V93H81ZM118 94H119V93H118ZM118 94H117V95H118ZM120 94H121V93H120ZM157 94H158V93H157ZM160 94H161V93H159V95H160ZM170 94H171V93H170ZM211 94H212V93H211ZM214 94H215V92H214ZM226 94H227V93H226ZM228 94H230V93H228ZM228 94H227L226 96L230 97ZM247 94H248V93H247ZM259 94H260V93H259ZM259 94H258V95H259ZM72 95H73V94H72ZM72 95H71V97H72ZM167 95H168V94H167ZM176 95H177V94H176ZM185 95H186V94H185ZM189 95H191V94H189ZM189 95L186 96V98L189 97ZM224 95H225V94H224ZM234 95L237 96L236 93H235ZM239 95H240V94H239ZM241 95H242V93H241ZM258 95H257V96H258ZM260 95H261V94H260ZM262 95H263V94H262ZM67 96H68L69 98H71L69 95H67ZM77 96H78V95H77ZM85 96H86V95H85ZM118 96H119V95H118ZM134 96H135V95H134ZM147 96H148V95H147ZM147 96H146V97H147ZM152 96H153V95H152ZM157 96H158V95H157ZM171 96H172V95H171ZM182 96H183V95H182ZM192 96H193V95H192ZM202 96H203V94H202ZM210 96H211V95H210ZM214 96H216V95H214ZM214 96H213V97H214ZM218 96H219V95H218ZM252 96H253V95H252ZM257 96H256V97H257ZM62 97H63V96H62ZM96 97H97V96H96ZM99 97H100V95H99ZM111 97H112V96H111ZM149 97H150V95H149ZM158 97H160V96H158ZM231 97H232V95H231ZM237 97H238V96H237ZM240 97H241V96H240ZM240 97H239V98H240ZM245 97H246V96H245ZM253 97H254V96H253ZM90 98H91V97H90ZM189 98H190V97H189ZM197 98H199V97H197ZM223 98H224V96H223ZM234 98H235V97H234ZM234 98H230V100H231V99H234ZM242 98H243V97H242ZM260 98H261V96H260ZM63 99H64V98H63ZM101 99H102V98H101ZM124 99H125V97H124ZM141 99H142V97H141ZM152 99H153V98H151V100H152ZM155 99H156V97H155ZM158 99H159V98H158ZM182 99H183V98H182ZM187 99H188V98H187ZM187 99H185V100H187ZM191 99H192V98H191ZM193 99H194V97H193ZM204 99H205V98H204ZM207 99H209V98H207ZM207 99H206V100H207ZM245 99H247V98H245ZM245 99H244V103H245V102H248V101H245ZM53 100H54V99H53ZM60 100H62V99L60 98ZM65 100H68V99H65ZM89 100H90V99H89ZM143 100H144V99H143ZM188 100H189V99H188ZM200 100H203V99L200 98ZM210 100H211V99H210ZM223 100H224V99H223ZM223 100H221V102H222ZM230 100H229V101H230ZM236 100H238V99H235V101H236ZM239 100H241V99H239ZM242 100H243V99H242ZM242 100H241V101H242ZM63 101H64V100H63ZM182 101H183V100H182ZM196 101H197V100H195V102H196ZM213 101H214V99H213ZM213 101H211V102H213ZM215 101H216V100H215ZM235 101H234V102H235ZM257 101H259V100H257ZM262 101H263V100H262ZM262 101H261V102H262ZM57 102H58V101H57ZM65 102H66V101H65ZM73 102H74V101H73ZM147 102H148V101H147ZM149 102H150V101H149ZM158 102H159V101H158ZM162 102H163V101H162ZM189 102H192V100H190ZM193 102H194V101H193ZM195 102H194V103H195ZM200 102H202V101H200ZM218 102H220L219 99H218ZM224 102H225V101H224ZM237 102H238V101H237ZM71 103H72V102H71ZM89 103H90V102H89ZM109 103H111V102H109ZM112 103H113V102H112ZM119 103H120V102H119ZM156 103H157V102H156ZM156 103H155V104H156ZM184 103H185V102H184ZM194 103H193V104H194ZM198 103H199V102H198ZM214 103H215V102H214ZM242 103H243V102H241V106H242ZM244 103H243V104H244ZM66 104H67V103H66ZM72 104H76V103H72ZM72 104H71V105H72ZM141 104H143V103H141ZM144 104H146V103H144ZM147 104H148V103H147ZM150 104H151V103H150ZM150 104H149V105H150ZM153 104H154V103H153ZM171 104H172V103H171ZM186 104H187V103H185V104H181V105H182V106H183V105L185 106ZM191 104H192V103H191ZM196 104H197V102H196ZM196 104H195V105H196ZM201 104H202V103H201ZM215 104H216V103H215ZM215 104L213 105V104L211 103L212 107H215ZM219 104H221V103H219ZM229 104H230V103H229ZM236 104H237V103H236ZM262 104H263V103H262ZM76 105H78V103H77ZM120 105H121V104H120ZM149 105H148V107H149ZM156 105H157V104H156ZM156 105H155V106H156ZM163 105H165V104H163ZM166 105H167V104H166ZM187 105H189V104H187ZM198 105H199V104H198ZM205 105H206V102H205ZM205 105H204V107H205ZM217 105H218V104H217ZM224 105H225V104H224ZM233 105H234V103H233ZM254 105H255V102H254ZM263 105H264V104H263ZM78 106H80V104H79ZM87 106H88V103H87ZM118 106H119V105H118ZM126 106H129V105H126ZM144 106H145V105H144ZM150 106H151V105H150ZM159 106H160V104H159ZM167 106H168V105H167ZM167 106H166V107H167ZM171 106H173V105H171ZM174 106H175V105H174ZM190 106H191V105H190ZM192 106H193V105H192ZM206 106H207V105H206ZM220 106H221V105H220ZM235 106H239V104H238V105H235ZM248 106H249V105H248ZM252 106H253V105H252ZM90 107H91V105L89 106V108H90ZM105 107H106V106H105ZM120 107H121V106H120ZM120 107H119V108H120ZM124 107H125V106H124ZM169 107H170V105H169ZM176 107H177V106H176ZM194 107H195V106H194ZM196 107H197V105H196ZM212 107H211V108H212ZM229 107H230V105H229ZM249 107H250V106H249ZM253 107H254V106H253ZM255 107H256V106H255ZM26 108H27V107H26ZM78 108H79V107H78ZM78 108H77V109H78ZM84 108H85V107H84ZM102 108H103V107H102ZM144 108H145V107H143V109H144ZM158 108H159V107H158ZM160 108L163 109L162 107H160ZM199 108H200V107H199ZM215 108H218V107H215ZM215 108H214V109H215ZM219 108H221V107H219ZM239 108H240V106H239ZM239 108H238V109H239ZM247 108H248V107H247ZM263 108H264V107H263ZM15 109H16V108H15ZM68 109H70V108H68ZM124 109L126 110V108H124ZM148 109H149V108H148ZM148 109H145V110L148 111ZM154 109H156V108H154ZM179 109H181V108H179ZM192 109H193V108H192ZM192 109H191V111H192ZM197 109H198V108H196V110H197ZM209 109H210V108H208V110H209ZM225 109H226V108H225ZM16 110H17V109H16ZM105 110H106V109H105ZM110 110H111V109H110ZM132 110H133V109H132ZM136 110H137V109H136ZM140 110H141V109H140ZM145 110H144V111H145ZM164 110H165V109H164ZM172 110H173V109H172ZM172 110L170 109V111H172ZM174 110H175V107H174ZM184 110H185V109H184ZM202 110H203V109H202ZM202 110H201V111H202ZM208 110H207V112H208ZM220 110H221V109H220ZM22 111H23V110H22ZM77 111H78V110H77ZM77 111H75V112L78 113ZM81 111H82V110H81ZM149 111H150V110H149ZM149 111H148L147 113H150ZM155 111H156V110H155ZM160 111H161V110H160ZM170 111H169V113H170ZM194 111H195V110H194ZM204 111H206V110H204ZM209 111H210V110H209ZM213 111H214V110H213ZM249 111H251V110L249 109ZM259 111H260V110H259ZM11 112H12V111H11ZM140 112H141V111H140ZM152 112H153V111H152ZM179 112H180V111H179ZM179 112H178V113H179ZM199 112H200V111H199ZM214 112H215V111H214ZM217 112H218V111H217ZM223 112H224V111H223ZM232 112L235 113L234 111H232ZM254 112H255V111H254ZM260 112H261V111H260ZM262 112H263V111H262ZM82 113H84V112H82ZM99 113H100V112H99ZM110 113H111V111H110ZM126 113H127V112H126ZM156 113H159V112L157 111ZM172 113H173V112H172ZM172 113H171V114H172ZM175 113H176V112H175ZM196 113H197V112H196ZM220 113H221V112H220ZM220 113H218L219 116L221 115ZM229 113H230V111H229ZM240 113H244V112H240ZM80 114H81V113H80ZM88 114H89V113H88ZM119 114H120V113H119ZM139 114H140V113H139ZM142 114H143V112H142ZM152 114H153V113H152ZM161 114H162V113H161ZM161 114H160V115H161ZM166 114H167V112H166ZM183 114H184V113H183ZM187 114H188V113H187ZM187 114H186V115H187ZM189 114H191V113H189ZM189 114H188V115H189ZM225 114H226V112H225L224 115H222V116H225ZM246 114H247V113H246ZM254 114H255V113H254ZM256 114H257V113H256ZM261 114H262V113H261ZM26 115H27V114H26ZM75 115H77V114H75ZM82 115H83V114H82ZM85 115H86V114H85ZM99 115H100V114H99ZM102 115H103V113H102ZM110 115H111V114H110ZM110 115H108V116H110ZM127 115H128V114H127ZM173 115H174V114H173ZM176 115H177V114H176ZM176 115H175V117H176ZM199 115H200V114H199ZM204 115H205V114H204ZM204 115H203V116H204ZM214 115H215V114H214ZM216 115H217V114H216ZM241 115H242V117H243V116H246V115H243V114H241ZM124 116H125V115H124ZM153 116H154V115H153ZM157 116H158V114H157ZM165 116H166V115H165ZM167 116H168V115H167ZM170 116H171V115H170ZM177 116H178V115H177ZM200 116H201V115H200ZM200 116H199V117H200ZM208 116H209V113H208ZM212 116H213V115H212ZM230 116H231V115H230ZM230 116H229V117H230ZM233 116H234V115H233ZM237 116H238V115H237ZM248 116H249V115H248ZM248 116H246V118H247ZM253 116H254V115H253ZM256 116H257V115H256ZM256 116H255V117H256ZM85 117H86V116H85ZM100 117H101V116H100ZM149 117H150V115L148 116V118H149ZM172 117H174V116H172ZM190 117H191V116H190ZM192 117H193V116H192ZM201 117H202V116H201ZM214 117H215V116H214ZM259 117H260V116H259ZM35 118H36V117H35ZM148 118H146V119H148ZM158 118H159V117H158ZM160 118H161V117H160ZM166 118H167V117H166ZM179 118H180V117H179ZM195 118H196V117H195ZM204 118H205V116H204ZM206 118H207V117H206ZM212 118H213V117H211V119H212ZM215 118H216V117H215ZM227 118H228V117H225V119L228 121ZM238 118H239V117H238ZM238 118H237V120H238ZM246 118H245V120L250 119V116H249V118H247V119H246ZM85 119H86V118H85ZM91 119H92V118H91ZM149 119H150V118H149ZM149 119H148V120H149ZM168 119H170V117L167 118V120H168ZM171 119H172V118H171ZM173 119H174V118H173ZM175 119H176V118H175ZM186 119H187V118H186ZM222 119H223V117L221 118L220 121H222ZM230 119H231V118H230ZM233 119H234V118H233ZM233 119H232V120H233ZM242 119H244V118H242ZM256 119H257V118H256ZM259 119H260V118H259ZM261 119H263V118H261ZM12 120H13V118H12ZM88 120H89V119H88ZM110 120H111V119H109V121H110ZM124 120H125V119H124ZM151 120H153V119H151ZM154 120H155V119H154ZM188 120H189V119H188ZM193 120H194V119H193ZM208 120H210V119H208ZM226 120H225V121H226ZM103 121H104V119H103ZM169 121H170V120H169ZM181 121H183L182 118H181ZM210 121H211V120H210ZM213 121H214V120H213ZM215 121H216V119H215ZM235 121H236V120L234 119V122H235ZM247 121H248V120H247ZM261 121H262V120H261ZM12 122H13V121H12ZM84 122H85V120H84ZM101 122H102V119H101ZM121 122H122V121H121ZM125 122H126V120H125ZM147 122H149V121H147ZM153 122H154V121H153ZM166 122H167V121H166ZM178 122H179V121H178ZM186 122H187V121H186ZM200 122H201V121H200ZM202 122H203V121H202ZM211 122H212V121H211ZM232 122H233V121H232ZM234 122H233V123H234ZM242 122H243V121H242ZM244 122H245V121H244ZM255 122H256V121H255ZM110 123H111V122H109V124H110ZM142 123H143V122H142ZM145 123H146V121H145ZM161 123H163V122H161ZM168 123H169V122H168ZM168 123H167V125H168ZM170 123H171V121H170ZM184 123H185V122H184ZM205 123H206V121H205ZM208 123H209V122H208ZM215 123H216V122H215ZM233 123H232V124H233ZM237 123H238V122H237ZM237 123H236V126L239 125V124L237 125ZM251 123H252V122H251ZM96 124H97V123H96ZM99 124H100V123H99ZM131 124H132V123H131ZM146 124H149V123H146ZM154 124H155V123H154ZM154 124H152V126H153ZM158 124H159V122H157V125H158ZM172 124H173V123H172ZM172 124H171V125H172ZM175 124H176V123H175ZM186 124H187V123H186ZM201 124H202V123H201ZM218 124H219V123H218ZM224 124H225V123H224ZM241 124H242V123H241ZM256 124H257V123H255V125H256ZM259 124H260V127H261V123H259ZM263 124H264V123H263ZM263 124H262V125H263ZM11 125H12V124H11ZM94 125H95V124H94ZM141 125H142V124H141ZM161 125H162V124H161ZM176 125H178V124H176ZM180 125H181V124H180ZM203 125L205 126L206 124H203ZM207 125H208V124H207ZM222 125H223V124H222ZM227 125H228V124H227ZM245 125H246V124H245ZM247 125H248V124H247ZM131 126H132V125H131ZM142 126H143V125H142ZM158 126H159V125H158ZM174 126H175V125H174ZM186 126H187V125H185V127H186ZM212 126H213V127H212ZM229 126H230V125H229ZM229 126H228V127H229ZM233 126L235 127V125H233ZM248 126H249V125H248ZM248 126H247V127H248ZM257 126H258V124H257ZM93 127H95V126H93ZM126 127H127V126H126ZM144 127H147V126L145 125ZM153 127H155V126H153ZM159 127H160V126H159ZM159 127H157V128L159 129ZM176 127H177V126H176ZM211 127H212V128H215L214 125H211ZM224 127H225V126H224ZM242 127H243V126H242ZM251 127H252V126H251ZM254 127H255V126H254ZM260 127H259V128H260ZM50 128H51V127H50ZM101 128H102V127H101ZM103 128H104V127H103ZM103 128H102V129H103ZM136 128H137V127H136ZM155 128H156V127H155ZM167 128H168V127H167ZM167 128H166V129H167ZM204 128H205V127H204ZM212 128H211V129H212ZM216 128H217V127H216ZM235 128H236V127H235ZM252 128H253V127H252ZM257 128H258V127H257ZM257 128H256V129H257ZM262 128H263V127H262ZM10 129H11V128H10ZM104 129H105V128H104ZM104 129H103V130H104ZM115 129H116V128H115ZM115 129H114V130H115ZM122 129H123V128H122ZM122 129H121V130H122ZM125 129H126V128H125ZM130 129H131V128H130ZM130 129H129V131H130ZM147 129H148V128H147ZM147 129H145V130H147ZM153 129H154V128H153ZM160 129H161V128H160ZM168 129H170V125H169V128H168ZM183 129H184V128H183ZM224 129H226V128H224ZM224 129H223V130H224ZM230 129H231V127H230ZM230 129H228V130H230ZM238 129H240V127H239ZM246 129H247V128H246ZM103 130H102V131H103ZM108 130H109V129H108ZM131 130H133V129H131ZM151 130H152V129H151ZM164 130H165V129H164ZM214 130H217V129H214ZM223 130H222V132H223ZM232 130H233V129H232ZM247 130H248V129H247ZM250 130H251V129H250ZM252 130H255V129H252ZM261 130H262V129H261ZM100 131H101V130H100ZM115 131H116V130H115ZM115 131H114V132H115ZM122 131H124V130H122ZM129 131H128V133H129ZM147 131H148V130H147ZM219 131H220V129H219ZM233 131L235 132L234 134L236 135V131H238V130L236 129V130H233ZM131 132H132V131H131ZM131 132H130V133H131ZM139 132H140V131H139ZM151 132H152V131H151ZM169 132H170V131H169ZM169 132H168V134H169ZM211 132H212V131H211ZM214 132L217 133V131H214ZM224 132H225V131H224ZM231 132H232V131H231ZM239 132H240V131H239ZM255 132H256V130H255ZM257 132H258V131H257ZM107 133H108V132H107ZM144 133H146V132H144ZM148 133H149V135H151L150 132H148ZM159 133H160V132H159ZM162 133H163V131H162ZM164 133H165V131H164ZM209 133H210V132H209ZM218 133H219V132H218ZM132 134H134V133L132 132ZM135 134H136V133H135ZM135 134H134V135H135ZM137 134H138V131H137ZM142 134H143V133H142ZM142 134H141V135H142ZM226 134H227V132H226ZM226 134H225V135H226ZM239 134H240V133H239ZM239 134H238V136H240ZM243 134L245 135V133H243ZM247 134H248V133H246V135H247ZM249 134H251V133H249ZM253 134H254V133H253ZM255 134H256V133H255ZM261 134H262V133H261ZM102 135H103V134H102ZM130 135H131V134H130ZM141 135H140V136H141ZM163 135H164V134H163ZM212 135H213V134L210 135L211 138H212ZM225 135H224V137H225ZM232 135H233V134H232ZM108 136H109V135H108ZM112 136H113V135H112ZM140 136H139V137H140ZM145 136H148V135H145ZM145 136H144V137H145ZM154 136H155V135H154ZM154 136H153V137H154ZM168 136H169V135H168ZM172 136H173V135H172ZM220 136H221V135H220ZM226 136H227V135H226ZM238 136H237V137H238ZM255 136H256V135H254V137H255ZM259 136H260V135H259ZM7 137H8V136H7ZM48 137H49V136H48ZM104 137H107V136H104ZM104 137H103V138H104ZM136 137H137V136H136ZM139 137H138V138H139ZM142 137H143V136H142ZM148 137H149V136H148ZM156 137L159 138L160 136H157V135H156ZM161 137H162V136H161ZM173 137H174V136H173ZM178 137H179V139H180V136H178ZM221 137H222V136H221ZM221 137H220V138H221ZM228 137H229V136H228ZM232 137H233V136H232ZM232 137H231V139H232ZM246 137H247V136H246ZM251 137H252V136H251ZM254 137H253V138H254ZM262 137H263V136H262ZM97 138H98V137H97ZM113 138H114V137H113ZM126 138H127V137H126ZM126 138H125V139H126ZM170 138H171V136H170ZM181 138H182V137H181ZM216 138H217V137H216ZM225 138H226V137H225ZM235 138H236V137H235ZM241 138H242V137H241ZM259 138L262 139L261 136H260ZM46 139H47V138H46ZM135 139H136V138H135ZM135 139H134V140H135ZM147 139H148V138H147ZM153 139H155V138H153ZM175 139H176V137H175ZM222 139H223V138H222ZM239 139H240V138H239ZM97 140H98V139H97ZM126 140H127V139H126ZM136 140H137V139H136ZM145 140H146V139H145ZM150 140H151V139H150ZM159 140H162V138L159 139ZM177 140H178V139H177ZM180 140H181V139H180ZM182 140H183V139H182ZM185 140H186V137H185ZM209 140H210V139H209ZM223 140H224V139H223ZM233 140H235V139H233ZM233 140H232V141H233ZM243 140H244V138H243ZM257 140H258V139H257ZM127 141H128V140H127ZM153 141H154V140H153ZM155 141H156V140H155ZM226 141H227V140H226ZM229 141H230V140H229ZM245 141H246V140H245ZM261 141H263V140H261ZM261 141H260V143H261ZM37 142H38V141H37ZM140 142H141V141H140ZM145 142L147 143V142H150V141L148 140V141H145ZM145 142H144V143H145ZM207 142H208V141H207ZM216 142H218V141H215V144H216ZM222 142H223V141H222ZM230 142H231V141H230ZM243 142H244V141H243ZM255 142H256V141H255ZM255 142H254V143H255ZM116 143H117V142H116ZM155 143H156V142H154L153 144H155ZM177 143H178V142H177ZM208 143H209V142H208ZM219 143H221V142H218V144H219ZM232 143H234V142H232ZM239 143H241V142L239 141ZM247 143H248V141H247ZM250 143H251V141H250ZM257 143H259V141H257ZM257 143H256V144H257ZM262 143H263V142H262ZM111 144H112V143H111ZM129 144H130V142H129ZM150 144H151V143H150ZM195 144H196V143H195ZM195 144H194V145H195ZM230 144H231V143H230ZM236 144H237V143H236ZM241 144H242V143H241ZM36 145H37V144H36ZM113 145H114V144H113ZM120 145H121V144H120ZM132 145H133V144H132ZM179 145H180V144H179ZM179 145L177 144V146H179ZM191 145H192V144H191ZM244 145H245V144H244ZM244 145H243V146H244ZM246 145H247V144H246ZM2 146H3V145H2ZM37 146H38V145H37ZM146 146H147V147H148V146L150 147V145H145V147H146ZM181 146H182V145H181ZM181 146H180V147H181ZM184 146H185V145H184ZM184 146H182V147H184ZM212 146H214V145H212ZM219 146H221V145H219ZM223 146H225V145H223ZM223 146H222V147H223ZM252 146H253V144H252ZM53 147H54V146H53ZM145 147H144V148H145ZM156 147H157V146H156ZM165 147H166V146H165ZM169 147H171V146H169ZM169 147H168V148H169ZM215 147H216V146H215ZM234 147H237V146H234ZM241 147H242V146H241ZM246 147H247V146H246ZM250 147H251V146H250ZM113 148H115V147H113ZM125 148H127V147H125ZM198 148H199V147H198ZM209 148L211 149L210 145H209ZM209 148H208V149H209ZM244 148H245V147H244ZM258 148H259V147H258ZM115 149H116V148H115ZM139 149H141V148H139ZM139 149H138V150H139ZM150 149H151V148H150ZM171 149H172V147H171ZM183 149H184V148H183ZM210 149H209V150H210ZM228 149H229V147H228ZM228 149H227V150H228ZM238 149H239V148H238ZM242 149H243V148H242ZM256 149H257V148H256ZM263 149H264V147H263ZM142 150H143V149H142ZM148 150H149V149H148ZM156 150H157V148H156ZM211 150H212V149H211ZM214 150H215V149H214ZM218 150H219V149H218ZM223 150H224V149H223ZM247 150H249V149H247ZM257 150H258V149H257ZM125 151H126V150H125ZM127 151H128V150H127ZM145 151H146V150H145ZM168 151H169V149H168ZM176 151H177V150H176ZM181 151H182V149H181ZM181 151H180V152H181ZM188 151H189V150H188ZM199 151H200V150H199ZM219 151H220V150H219ZM237 151H238V150H237ZM4 152H5V151H4ZM143 152H144V150H143ZM159 152H160V150H159ZM166 152H167V151H166ZM177 152H179V151H177ZM192 152H193V151H192ZM195 152H196V151H195ZM209 152H210V151H209ZM211 152H212V151H211ZM221 152H222V151H221ZM226 152H227V151H226ZM228 152H229V150H228ZM251 152H252V151H251ZM251 152H250V154H251ZM255 152H257V151H255ZM68 153L70 154V151H69ZM133 153H134V151H133ZM145 153H146V152H144V154H145ZM155 153H156V157H157V154H158L157 151H156ZM183 153H184V152H183ZM196 153H197V152H196ZM198 153H199V152H198ZM216 153H218V151L216 152V150H215V154H216ZM237 153H238V152H237ZM244 153H245V152H244ZM248 153H249V152H248ZM252 153H253V152H252ZM69 154H68V155H69ZM119 154H120V153H119ZM128 154H129V153H128ZM150 154H151V153H150ZM153 154H154V153H153ZM153 154H152V155H153ZM159 154H162V153H159ZM163 154H164V153H163ZM172 154H173V153H171V155H172ZM179 154H180V153H178L177 155H179ZM185 154H186V153H185ZM185 154H184V155H185ZM209 154H210V153H209ZM213 154H214V153H213ZM229 154H230V152H229ZM255 154H257V153H255ZM122 155H123V154H122ZM126 155H127V154H126ZM130 155H132V154L130 153ZM134 155H135V153H134ZM168 155H169V154H168ZM184 155H182V156H184ZM198 155H199V154H198ZM216 155H217V154H216ZM223 155H224V154H223ZM225 155H226V154H225ZM238 155H239V154H238ZM243 155H244V154H243ZM251 155H252V154H251ZM260 155H261V154H260ZM60 156H61V155H60ZM69 156H70V155H69ZM145 156H147V154H146ZM163 156H167V155H163ZM169 156H170V155H169ZM179 156H180V155H179ZM179 156H178V157H179ZM187 156H188V154L185 155L186 158H187ZM192 156H193V155H192ZM196 156H197V155H196ZM206 156H207V155H206ZM233 156H234V155H233ZM240 156H241V155H240ZM254 156H255V155H254ZM2 157H3V156H2ZM2 157H0V159H1ZM119 157H120V156H119ZM127 157H128V156H127ZM153 157H154V156H153ZM153 157H152V158H153ZM167 157H168V156H167ZM190 157H191V156H190ZM190 157H189V158H190ZM193 157H194V156H193ZM200 157H201V155H200ZM210 157H211V156H209V158H210ZM213 157H214V155H213ZM216 157H217V156H216ZM222 157H223V156H222ZM229 157H230V155H229ZM235 157H236V155H235ZM248 157H251V156H248ZM248 157H246V158H248ZM252 157H253V155H252ZM252 157H251V158H252ZM257 157H258V156H257ZM260 157H261V156H260ZM4 158H5V157H4ZM128 158H129V157H128ZM132 158H133V157H132ZM191 158H192V157H191ZM191 158H190V159H191ZM198 158H199V157H198ZM203 158H204V157H203ZM211 158H212V157H211ZM230 158H231V157H230ZM232 158H233V157H232ZM236 158H237V157H236ZM239 158H240V157H239ZM239 158H238V159H239ZM243 158H244V157H243ZM261 158H262V157H261ZM6 159H7V158H6ZM115 159H116V158H115ZM164 159H166V158L164 157ZM169 159L172 160L170 157H169ZM182 159H184V157H183ZM187 159H188V158H187ZM194 159H195V158H194ZM206 159H207V158H206ZM219 159H220V158H219ZM224 159H225V158H224ZM253 159H255V157H254ZM3 160H4V159H3ZM146 160H148V159L146 158ZM166 160H168V159H166ZM192 160H193V158H192ZM210 160H211V159H210ZM221 160H222V159H221ZM236 160H237V159H236ZM256 160L259 162L260 159H256ZM1 161H2V160H1ZM1 161H0V162H1ZM5 161H6V160H5ZM55 161H56V160H55ZM55 161H54V162H55ZM118 161H119V159H118ZM185 161H186V160H185ZM185 161H184V162H185ZM201 161L203 162V159H202ZM205 161H207V160H205ZM222 161H224V160H222ZM229 161H230V160H229ZM237 161H238V160H237ZM242 161H243V159H242ZM245 161H246V159H245ZM263 161H264V160H263ZM3 162H4V161H3ZM120 162H121V161H120ZM173 162H174V161H173ZM173 162H172V163H173ZM182 162H183V161H182ZM189 162H192V161H189ZM207 162H208V161H207ZM225 162H228V161L225 160ZM239 162H240V161H239ZM243 162H244V161H243ZM250 162H251V161H250ZM258 162H256L255 164H258ZM6 163H8V162L6 161ZM198 163H199V162H198ZM218 163L221 164L222 162L219 161ZM229 163H232V162H229ZM229 163H227V164H229ZM233 163H234V162H233ZM246 163H247V161H246L244 164H246ZM2 164H3V163H2ZM4 164H5V162H4ZM40 164H41V163H40ZM118 164H119V163H118ZM175 164H176V162H175ZM188 164H189V163H188ZM201 164H203V163H201ZM201 164H200V165H201ZM234 164H236V163H234ZM238 164H240V163H238ZM253 164H254V163H253ZM253 164H252V166H253ZM262 164H263V163H262ZM48 165H49V163H48ZM50 165H51V164H50ZM50 165H49V166H50ZM214 165H215V167H216V164H214ZM223 165H224V164H222V166H223ZM246 165H247V164H246ZM259 165H260V164H259ZM1 166H2V165H1ZM49 166H48V167H49ZM169 166H170V165H169ZM185 166H186V165H185ZM189 166H190V165H189ZM191 166H192V165H191ZM204 166L207 167L205 164H204ZM210 166H211V165H210ZM225 166H226V165H225ZM240 166H242V165H240ZM256 166H257V165H256ZM3 167H5V169H6V165H5V166L3 165ZM50 167H51V166H50ZM175 167H176V165H175ZM187 167H188V166H187ZM208 167H209V166H208ZM217 167H218V166H217ZM217 167H216V168H217ZM233 167H234V166H233ZM176 168H177V167H176ZM176 168H175V170H176ZM188 168H189V170H190L191 167H188ZM192 168H193V167H192ZM198 168L200 169V167H198ZM223 168H226V167H223ZM235 168H236V167H235ZM2 169H3V168H2ZM46 169H47V168H46ZM173 169H174V167H173ZM201 169H202V168H201ZM206 169L208 170V169H210V167H209V168H206ZM212 169H213V167H212ZM252 169H253V168H252ZM254 169H255V167H254ZM257 169H258V168H257ZM187 170H188V169H187ZM195 170H196V169H195ZM195 170H193V171H195ZM214 170H215V169H214ZM221 170H224V169H221ZM232 170L234 171L235 169H232ZM255 170H256V169H255ZM48 171H49V170H48ZM162 171H163V170H162ZM191 171H192V170H191ZM197 171H198V170H197ZM203 171H204V168H203ZM203 171L201 170V172H203ZM205 171H206V170H205ZM230 171H231V168H230ZM0 172H2V171H0ZM57 172H58V171H57ZM63 172H64V171H63ZM67 172H68V171H67ZM195 172H196V171H195ZM195 172H193L192 174H194ZM212 172H213V171H212ZM218 172H219V171H218ZM231 172H232V171H231ZM237 172H240V171H237ZM237 172L234 171V173H237ZM252 172H253V170H252ZM3 173H4V172H3ZM5 173H6V171H5ZM48 173H50V172H48ZM187 173L189 174V172H187ZM204 173H205V172H204ZM206 173H208V172H206ZM253 173H254V172H253ZM43 174H44V173H43ZM57 174H58V173H57ZM62 174H63V173H62ZM66 174H67V173H66ZM208 174H209V173H208ZM217 174H218V173H217ZM223 174H224V172H223ZM223 174H222V175H223ZM228 174H229V173H228ZM242 174H243V173H242ZM250 174H251V173H250ZM94 175H95V173H94ZM150 175H151V174H150ZM189 175H190V174H189ZM196 175H197V174H196ZM211 175H212V174H211ZM236 175H237V174H236ZM21 176H22V175H21ZM46 176H47V175H46ZM57 176H58V175H57ZM85 176H86V175H85ZM89 176H90V175H89ZM89 176H88V177H89ZM185 176H186V175H185ZM190 176H191V175H190ZM202 176H203V175H202ZM204 176H206V175H204ZM213 176H214V175H213ZM213 176H212L211 178H213ZM238 176H239V175H238ZM241 176H242V175H241ZM247 176H248V175H247ZM263 176H264V175H263ZM0 177H1V175H0ZM58 177H59V176H58ZM67 177H68V176H67ZM95 177H96V176H95ZM136 177H137V176H136ZM171 177H173V176H171ZM193 177H194V176H193ZM198 177H199V175L197 176V178H198ZM231 177H232V176H231ZM261 177H262V176H261ZM63 178H64V177H63ZM199 178H200V177H199ZM204 178H205V177H204ZM211 178H210V179H211ZM221 178L223 179L224 177H221ZM229 178H230V177H229ZM262 178H263V177H262ZM0 179H1V178H0ZM182 179H183V178H182ZM182 179H180V180H182ZM192 179H193V178H192ZM195 179H196V176H195ZM206 179H207V177H206ZM218 179H219V176H218ZM218 179H217V180H218ZM234 179H235V178H234ZM238 179H239V177H238ZM242 179H243V178H242ZM86 180H87V179H86ZM95 180H96V179H95ZM168 180H169V179H168ZM170 180H171V179H170ZM173 180H174V179H173ZM214 180H215V178H214ZM214 180L212 179L211 181H214ZM220 180H221V179H220ZM227 180H228V177H227ZM231 180H232V178H231ZM239 180H240V179H239ZM239 180H238V181H239ZM246 180H248V179H246ZM254 180H255V178H254ZM63 181H64V179H63ZM91 181H92V180H91ZM174 181H175V180H174ZM185 181H186V180H185ZM185 181H183V183H184ZM192 181L194 182V180H192ZM197 181H198V179H197ZM202 181H205V180L203 179ZM222 181H223V180H222ZM238 181L235 180V182H238ZM252 181H253V180H252ZM256 181H257V180H256ZM261 181H262V180H261ZM261 181L259 180V182H261ZM85 182H86V181H85ZM92 182H93V181H92ZM171 182H172V181H171ZM171 182H170V183H171ZM186 182H187V181H186ZM188 182H189V181H188ZM214 182H216V180H215ZM214 182H213V183H214ZM220 182H221V181H220ZM223 182H224V181H223ZM233 182H234V181H233ZM235 182H234V183H235ZM242 182H243V180H242ZM172 183H174V182H172ZM181 183H182V182H181ZM190 183H191V182H190ZM197 183H198V182H197ZM244 183H245V182H244ZM262 183H264V182H262ZM262 183H261V184H262ZM91 184H92V183H91ZM187 184H188V183H187ZM201 184H202V183H201ZM201 184H200V185H201ZM211 184H212V183H211ZM222 184H223V183H222ZM225 184H226V183H225ZM239 184H240V183H239ZM258 184H260V183H258ZM261 184H260V187H261ZM172 185H173V184H172ZM172 185H171V186H172ZM175 185H177V184H175ZM188 185H189V184H188ZM188 185H187V186H188ZM195 185H196V184H195ZM208 185H209V184H208ZM218 185H219V183H218ZM196 186H197V185H196ZM196 186H195V187H196ZM202 186H203V185H202ZM216 186H217V183H216ZM241 186H242V185H241ZM243 186H247L246 183H245ZM243 186H242V187H243ZM56 187H57V186H56ZM95 187H96V186H95ZM169 187H170V186H169ZM182 187H183V186H182ZM185 187H186V185H185ZM185 187H184V188H185ZM191 187H192V184H191ZM209 187H210V186H209ZM214 187H215V186H214ZM222 187H224V186H222ZM222 187H221V188H222ZM234 187H236V186L234 185ZM237 187H238V186H237ZM242 187H241V188H242ZM252 187H253V186H252ZM252 187H250V188L252 189ZM260 187H259V188H260ZM51 188H52V187H51ZM59 188H60V186H59ZM65 188H66V187H65ZM164 188H165V186H164ZM164 188H163V189H164ZM189 188H190V187H189ZM212 188H213V187H212ZM217 188H218V187H217ZM239 188H240V187H239ZM243 188L246 189L247 187H243ZM262 188H263V187H262ZM70 189H71V188H70ZM92 189H93V188H92ZM198 189H199V190L201 189L200 186L198 187ZM203 189H205V188H203ZM208 189H209V188H208ZM224 189H225V188H224ZM229 189H230V188H229ZM232 189H233V188H232ZM256 189H257V188H256ZM256 189H255V190H256ZM164 190H165V189H164ZM186 190H187V187H186ZM188 190H189V189H188ZM191 190H193V189H191ZM201 190H202V189H201ZM211 190H212V191H211V193H210V197H211V195L214 196V194H212L214 190H213V189H211ZM215 190H217V189H215ZM220 190H222V189H220ZM246 190H247V189H246ZM248 190H249V189H248ZM252 190H254V189H252ZM40 191H41V190H40ZM65 191H67V190H65ZM93 191H94V190H93ZM195 191H196V190H194V192H195ZM207 191H208V190H207ZM209 191H210V190H209ZM234 191H238V190H234ZM101 192H102V191H101ZM156 192H157V191H156ZM187 192H188V191H187ZM191 192H192V191H191ZM197 192H198V191H197ZM197 192H195V193H197ZM199 192H201V191H199ZM204 192H205V191H204ZM204 192H203V193H204ZM219 192H221V191H219ZM223 192H224V191H223ZM227 192H229V191H227ZM230 192H231V190H230ZM255 192H256V191H255ZM50 193H51V192H50ZM52 193H53V192H52ZM203 193H201V194H203ZM205 193H206V192H205ZM214 193H215V191H214ZM216 193H217V192H216ZM221 193H222V192H221ZM232 193H233V192H232ZM244 193H245V192H244ZM248 193H249V192H248ZM258 193H259V192H258ZM95 194H96V193H95ZM156 194H157V193H156ZM184 194H186V193H184ZM198 194H199V193H198ZM222 194H223V193H222ZM230 194H231V193H230ZM253 194H254V193H253ZM60 195H61V194H60ZM63 195H64V194H63ZM93 195H94V194H93ZM102 195H103V194H102ZM187 195H190V193L187 194ZM193 195H194V194H193ZM199 195H200V194H199ZM223 195H224V194H223ZM225 195H226V194H225ZM240 195H241V194H240ZM244 195H245V194H244ZM248 195H249V194H248ZM248 195H247V196H248ZM251 195H252V192H251ZM257 195H258V194H257ZM257 195H256V196H257ZM191 196H192V194H191ZM196 196H198V195L196 194ZM201 196H203V195H200V197H201ZM219 196H221V195H219ZM236 196L239 197V195H236ZM188 197H189V196H188ZM188 197H187V198H188ZM200 197H199V199H201ZM206 197L208 198V196H206ZM233 197H234V195H233ZM233 197H232L231 199H234V198H235V197H234V198H233ZM244 197H245V196H244ZM249 197H250V196H249ZM263 197H264V196H263ZM103 198H104V197H103ZM193 198H194V197H193ZM211 198H212V197H211ZM218 198H220V197H218ZM229 198H230V197H229ZM229 198H228V199H229ZM247 198H248V197H247ZM247 198H245V199L247 200ZM252 198H253V197H252ZM191 199H192V198H191ZM204 199H206V198L204 197ZM213 199H214V198H213ZM240 199H241V198H240ZM254 199H255V197H254ZM257 199H258V198H257ZM260 199H261V198H260ZM70 200H71V198H70ZM194 200H195V199H194ZM194 200H193V201H194ZM202 200H203V199H202ZM208 200H209V199H208ZM217 200H218V199H217ZM237 200L239 201V199H237ZM237 200H235V201L238 202ZM85 201H86V199H85ZM87 201H88V199H87ZM97 201H98V200H97ZM104 201H105V200H104ZM188 201H189V200H188ZM228 201H229V200H228ZM250 201H251V200H250ZM261 201H262V199H261V200H258L259 203H260ZM191 202H192V200H191ZM200 202H201V201H200ZM203 202H204V201H203ZM205 202H206V201H205ZM207 202H208V201H207ZM212 202H213V201H212ZM212 202H211V203H212ZM217 202H218V201H217ZM231 202H234V201H231ZM239 202H241V201H239ZM251 202H252V201H251ZM84 203H85V202H84ZM194 203H195V201H194ZM194 203H193V204H194ZM211 203L208 204V205H211ZM229 203H230V202H227V204H229ZM253 203H255V202H253ZM259 203H258L257 205H260ZM90 204H91V203H90ZM98 204H99V203H98ZM98 204H97V205H98ZM202 204H204V203H202ZM218 204H219V203H218ZM242 204H243V203H242ZM247 204H249V203H247ZM251 204H252V203H251ZM99 205H100V204H99ZM196 205H197V201H196ZM199 205L201 206V204H199ZM208 205H207V206H208ZM240 205H241V204H240ZM263 205H264V204H263ZM90 206H91V205H90ZM194 206H195V205H194ZM205 206H206V205H205ZM227 206H228V205H227ZM83 207H84V206H83ZM98 207H99V206H98ZM209 207H210V206H209ZM228 207H229V206H228ZM232 207H233V206H232ZM236 207H237V206H236ZM249 207H251V206H249ZM257 207H258V206H257ZM262 207H263V206H262ZM80 208H81V207H80ZM210 208H211V207H210ZM233 208H234V207H233ZM237 208H238V207H237ZM237 208L235 209L236 211H237ZM47 209H48V208H47ZM95 209H96V207H95ZM197 209H198V207H197ZM227 209H228V208H227ZM240 209H241V208H240ZM256 209H259V208H256ZM263 209H264V207H263ZM220 210H221V209H220ZM222 210H223V209H222ZM225 210H226V208H225ZM244 210H246V208H245ZM250 210H251V209H250ZM260 210H262V209L260 208ZM96 211H97V210H96ZM100 211H101V210H100ZM102 211H103V210H102ZM118 211H119V210H118ZM241 211H242V210H241ZM37 212H38V211H37ZM84 212H85V211H84ZM88 212H89V211H88ZM196 212H197V211H196ZM232 212H233V211H232ZM259 212H260V211H259ZM204 213H206V212H204ZM235 213H236V212H235ZM241 213H242V212H241ZM241 213H240V214H241ZM249 213H250V212H249ZM253 213H254V211H253ZM260 213H261V212H260ZM37 214H38V213H37ZM84 214H85V213H84ZM115 214H116V213H115ZM194 214H195V213H194ZM208 214H209V213H208ZM227 214H228V213H227ZM232 214H233V213H232ZM256 214H257V213H256ZM256 214H255V215H256ZM261 214H262V213H261ZM261 214H260V215H261ZM89 215H90V213H89ZM98 215H99V214H98ZM233 215H235V214H233ZM236 215H237V214H236ZM242 215H243V214H242ZM245 215H247V214H245ZM248 215H249V214H248ZM248 215L246 216V218L250 216V215H249V216H248ZM84 216H85V215H84ZM198 216H199V215H198ZM200 216H201V215H200ZM231 216H232V215H231ZM263 216H264V215H263ZM69 217H70V216H69ZM202 217H203V216H202ZM202 217H200V218H202ZM211 217H212V216H211ZM252 217H253V216H252ZM254 217H255V216H254ZM101 218H102V217H101ZM115 218H117V217H115ZM197 218H199V217H197ZM205 218L207 219V217H205ZM208 218H210V217H208ZM230 218H231V217H230ZM232 218H234V217H232ZM261 218H262V217H261ZM86 219H87V218H86ZM86 219H85V220H86ZM211 219H212V218H211ZM235 219H236V218H234V220H235ZM243 219H244V218H243ZM97 220H98V218H97ZM103 220H104V218H103ZM197 220H198V219H197ZM200 220H201V219H200ZM200 220H199V221H200ZM202 220H203V219H202ZM207 220H208V219H207ZM217 220H218V219H217ZM236 220H237V219H236ZM246 220H247V219H246ZM254 220H255V219H254ZM254 220H253V221H254ZM259 220H260V218H259ZM204 221H206V220H204ZM248 221H249V219H248ZM248 221L245 222V223H248ZM103 222H104V221H103ZM233 222H234V221H233ZM236 222H237V221H236ZM101 223H102V222H101ZM241 223H242V222H241ZM241 223H240V224H241ZM245 223H243V225H244ZM262 223H263V222H262ZM262 223H260L261 226H262ZM235 224H237V223H235ZM249 224H250V223H249ZM249 224H248V225H249ZM253 224H254V223H253ZM260 224H258V226H259ZM263 224H264V223H263ZM102 225H103V224H102ZM140 225H142V224H140ZM175 225H176V224H175ZM238 225H239V224H238ZM87 226H88V225H87ZM239 226H240V225H239ZM239 226H238V227H239ZM244 226H245V225H244ZM249 226H250V225H249ZM251 226H252V225H251ZM84 227H85V226H84ZM141 227H143V226H141ZM240 227H241V226H240ZM245 227H246V226H245ZM252 227H253V226H252ZM105 228H106V227H105ZM105 228H104V229H105ZM112 228H113V227H112ZM243 228H244V227H243ZM243 228H241V230H242ZM249 228H250V231H251V227H249ZM239 229H240V228H239ZM245 229H246V228H245ZM108 230H109V229H108ZM141 230H142V228H141ZM243 230H244V229H243ZM243 230H242V231H243ZM257 230H258V229H257ZM257 230H255V231H257ZM86 231H87V230H86ZM120 231H121V230H120ZM129 231H130V230H129ZM261 231H262V228H261ZM68 232H70V231H68ZM244 232H245V231H244ZM257 232H258V231H257ZM90 233H91V232H90ZM104 233H105V232H104ZM104 233H103V235H104ZM126 233H127V232H126ZM149 233H150V232H149ZM206 233H207V232H206ZM171 234H172V233H171ZM249 234H250V233H249ZM251 234H252V232H251ZM253 234H255V233L253 232ZM263 234H264V233H263ZM263 234H262V235H263ZM26 235H27V234H26ZM87 235H88V234H87ZM91 235H92V234H91ZM91 235H90V236H91ZM131 235H132V234H131ZM193 235H194V234H193ZM223 235H224V234H223ZM242 235H244L243 232H242ZM258 235H260V232H259ZM23 236H24V235H23ZM173 236H174V235H171L170 237L172 238ZM260 236H261V235H260ZM27 237H28V236H27ZM70 237H73L72 234H71ZM168 237H169V236H168ZM185 238H186V237H185ZM262 238H263V237H262ZM36 239L38 240V238H36ZM69 239H70V238H69ZM134 239H135V237H134ZM166 239H167V238H166ZM172 239H173V238H172ZM259 239H260V238H259ZM132 240H133V238H132ZM163 240H164V239H163ZM92 241H93V240H92ZM103 241H104V240H103ZM128 241H129V240H128ZM168 241H171L170 238H168L166 242L168 243ZM172 241H173V240H172ZM187 241H188V240H187ZM182 242H183V240H182ZM222 242H223V241H222ZM87 243H88V241H87ZM171 243H173V242H171ZM183 243H184V242H183ZM57 244H58V243H57ZM89 244H90V242H89ZM159 244H160V243H159ZM168 244H169V243H168ZM190 244H191V243H190ZM190 244L188 245V243H187V245L189 246V247H186V248H187V252H188L187 255H188L190 252H192L191 250H192V245H193V243H192V245H190ZM85 245H86V244H85ZM160 245H162V244H160ZM164 245H165V244H164ZM171 245H173V244H171ZM181 245L183 246V244H181ZM246 245H247V244H246ZM246 245H245V247H246ZM88 246H90V245H88ZM88 246H87V249L89 248ZM165 246H166V245H165ZM161 247L163 248V246H161ZM183 247H184V246H183ZM99 248H101V247H99ZM102 248L104 249V246H103ZM116 248H118V247H116ZM144 248H146V247H144ZM118 249H119V248H118ZM184 249H185V248H184ZM30 250H31V249H30ZM100 250H101V249H99V251H100ZM163 250H164V249H163ZM163 250H162V251H163ZM195 250H197V249L195 248ZM87 251H88V250H87ZM116 251H117V250H116ZM119 251H120V253H121L122 250H119ZM143 251H145V250H143ZM183 251H184V250H183ZM122 252H123V251H122ZM140 252H141V251H140ZM193 252H194V251H193ZM193 252H192V253H193ZM100 253L102 254V251H100ZM117 253H119V252H117ZM117 253H115V254H117ZM132 253H133V252H132ZM134 253H135V252H134ZM145 253H146V251H145ZM27 254H29V253H27ZM96 254H97V253H96ZM98 254H99V253H98ZM9 255H10V254H9ZM99 255H100V254H99ZM119 255H120V254H119ZM136 255H137V254H136ZM190 255H191V254H190ZM192 255H193V254H192ZM194 255H195V254H194ZM197 255H198V254H197ZM120 256H121V255H120ZM120 256H119V257H120ZM150 256H151V255H150ZM199 256H200V255H199ZM116 257H117V256H116ZM124 257H126V256H124ZM132 257H133V256H132ZM134 257H135V256H134ZM152 257H153V256H152ZM171 257H172V256H171ZM197 257H198V256H197ZM197 257H196V258H197ZM103 258H104V257H103ZM114 258H115V257H114ZM114 258H113V259H114ZM178 258H179V257H178ZM185 258H186V256H185ZM116 259H117V258H116ZM116 259H114V260H116ZM118 259H119V258H118ZM118 259L116 260L117 262H118ZM131 259H133V258H131ZM149 259L151 260L152 258L149 257ZM200 259H201V258H200ZM200 259H198V262L200 261ZM34 260H35V259H34ZM96 260H97V258H96ZM114 260H113V261H114ZM123 260H125V258L122 259V261H123ZM187 260H188V259H187ZM101 261H102V260H101ZM101 261H100V262H101ZM113 261H112V263H113ZM116 261H115V262H116ZM136 261H137V260H136ZM196 261H197V259H196ZM115 262H114V264H116ZM152 262H153V261H152ZM165 262H166V261H165ZM179 262H180V261H179ZM189 262H190V261H189ZM204 262H205V260H204L202 263H204ZM95 263H96V262H95ZM118 263L121 264V262H118ZM136 263H137V262H136ZM138 263H139V262H138ZM138 263H137V264H138ZM239 263H240V262H239ZM99 264H100V263H99ZM200 264H201V263H200ZM205 264H206V262H205Z\"/></svg>",
	"mask_w": 264,
	"mask_h": 264
}]
</instances>
